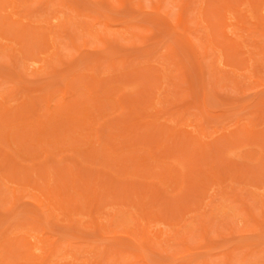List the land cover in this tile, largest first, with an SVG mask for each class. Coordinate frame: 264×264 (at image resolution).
<instances>
[{
    "label": "rangeland",
    "instance_id": "1",
    "mask_svg": "<svg viewBox=\"0 0 264 264\" xmlns=\"http://www.w3.org/2000/svg\"><path fill=\"white\" fill-rule=\"evenodd\" d=\"M110 1L112 2L111 4H113V6H111V7H109L108 5H104V3L100 0L99 1L98 0H96V1L95 0H16V2L18 3L16 10L18 11L19 14L11 15L9 13L10 19H12V20H10V19L8 20V18H4L5 14L8 15V13H6V12H8V11L10 12V9L8 6H7L8 8L4 6V9L6 11L0 10V15L2 13V15L0 16L1 17L0 18V93L2 94L5 92V94L8 93L5 96L10 95L9 96L10 98L7 96V98H9V99H7L4 96V99L7 100L5 103L10 106V107L8 106V108H10V109L7 110V113L9 114L10 117L11 116L13 117L14 114H15V116H18L19 113H17V111H18L17 109L18 108L23 109V108H21V105H23L22 104L23 101L26 102V103L23 102L25 104H27L29 101V104L32 106L34 105L35 108H37L36 107L37 105H35V104H38L39 108H40V105H43V106H41L42 108L39 109V113L43 112L44 115H41V116H43V118H46L47 116L51 117V121L47 120L50 123V126H47V128L49 127L48 129H52V127L54 125L56 126V122H55L56 119L55 118H57L58 121H59V119L63 120L64 126L67 127V129L65 128L66 134L64 133V135L66 137L63 138V139H65V142H66V141H68V139L69 140L73 139V138H70V136L72 137V134H70L71 132L74 131L73 135L77 134V132H75L76 126H75V124H73L76 122H73V121L69 122V120L64 119L65 116L67 117L71 113L70 112L68 114V112L71 109L78 112L79 110H76V109L77 108L79 109L81 104L88 105L89 110H91L92 108H93V110L96 109L94 106L95 103L92 102L93 99H91V97L89 96L90 90H87V89H89V88L90 89H93V88H97V89L102 88L103 89L102 85L99 88L97 87V85H96L97 82L93 85L94 87L90 86L92 83H87V84L85 83L86 85H88L87 86L88 88L87 87L85 88V84L83 82H91L89 74L93 73L94 76L95 75L98 76V77L95 76L96 79L98 78L97 81H99V78H103L105 80V85H106L107 80H109L110 82L108 81L107 85L106 86L104 85L105 88L113 89L112 86L115 87L113 90H106V92L103 93L104 96L101 94L103 97L102 100L105 99L104 98L105 96L106 97H108V96L112 97L113 96L112 101L114 103L113 104L111 103L113 106L118 102V101H114V98L115 97L117 98L118 96H116V95H119L120 93L123 94L126 92L127 94L125 93V95H129V96L131 95L130 97L132 99L138 100V99L142 98L140 96H143L145 94V93H143V95H142V90L144 92V90L147 91V89H149V88L157 89L156 86L160 85L161 87L160 88L158 87L160 90L159 89L158 90L153 89L152 91L154 93L152 95L155 96L154 99L156 97L160 98V96H161V98L163 99V100H161L162 103L160 102V104H156L155 106L160 107V105H162L166 109L161 108L160 109L161 111L159 110L158 114L157 113L155 114L156 117H154V115L151 116V117L155 118L154 119L155 121H153L155 123V125L156 126L157 125H159V126L164 125V127L166 126L167 127L166 133H168L169 132L168 126L170 128L176 127V126H173L175 124L174 119L177 120V117L180 118L181 116L187 117L186 124H183L182 126L185 129H187V131L190 130L192 134L193 133L197 134L198 132L196 129L202 124V126H204L205 130L207 131V135L202 136L201 139L204 141L209 140L210 144L212 142L214 144L212 143L209 146V142L207 141L208 146H205V149H206L205 152L207 153V150L209 149L208 150L209 155H207V158H204L205 159L204 164L202 162H200L197 165L200 168L199 169L200 171L195 170V172L197 173L196 174L194 172L196 174V177H195V174L193 176L192 175L190 176V174L187 175V171H186V175H187L186 181H187V179L190 181H187V182L185 181L186 182L185 184H187V185H185L183 187L181 192H179V189H178L179 186L177 187V189H172L173 188L172 186H168L169 181H168V183L164 182V184H160L159 188L162 190H160V189L155 190V188L151 189L153 191L154 190L157 191L156 193L154 192V194H156V196H157V197H155V199L156 198H159V199H157L155 201V203H156L155 205H153L152 201L150 200L151 201L150 203H152L151 209L155 212L154 217L156 216V218L149 220V223H147V224L149 225V228H152L155 232H156V230L161 228L162 230H166V231L168 230L172 236L168 237L170 239H168L166 241L162 240L160 243H157L158 247H156L157 244L155 243L156 244L155 248H154L155 250H152V251L156 252L155 254H154V252L151 251V249H147L148 250L147 252H146V250L143 251L146 254V256H145L146 260L148 259L147 262L149 261L148 263H151V264H203V262H206V264H264V2H262L264 0H259V2H258V0H191V1H188V6L186 7V9H184V15L187 16L186 18H188V25L192 30L191 36L194 38L196 36V38H198L199 35H200L199 37H201V35H202V38L205 40V38H206L205 36H207L205 33H207L210 29V32L213 33V35L215 34L214 36H215V40H217V44L218 43L221 44V45H217L216 50H213V54L211 53L210 56L208 55L207 58L206 57L201 58L202 60L203 59L205 60V58H206L207 63H209L211 66L216 67L215 69H213V67H212L213 71H215L216 69H219V67H220L221 72H222L221 74L224 76V80L221 79V77H220V81L222 80L220 82V85H218L216 83L215 84L216 87H215V85L213 87L211 86V88L215 87L214 89H217V90L220 89L218 91L212 90L214 92H210V90L208 88H210L209 84L214 80V78L211 79L212 75H216L217 72L212 73L213 72L212 71V72H209V74H208L207 69H204V68H206V62L200 61L201 60L200 59L199 63H197L198 62L197 57L192 55L189 51H187L183 45L181 46V44H182V43L180 44L181 41L178 40L176 37L177 33L173 32V30H170L168 28L166 21H165V16L163 15L164 13L161 15L162 12L167 11L169 13L168 16H170L171 18H173L175 20L177 15H178L177 14L178 10L180 8L179 4H181V2H183L184 0H162L161 1L162 7L160 10V14L156 13V15H155V12H154L152 6H153V4H156L158 0L157 1L156 0H141V1L139 0L142 3V5L144 6V7L142 6V8H141L143 11L139 10V8H137L138 7L137 6L138 0H132V3H133V1L135 2L133 4H130L131 2L129 0H127V4H122V2H119V0H110ZM226 1H228V4H229L227 9L223 8V5ZM251 1H253V2L251 3ZM128 2H130L129 3L130 5H128ZM121 4H122V6H121ZM151 4H152V6H151ZM127 5H128V8H126ZM199 11H201V12H199ZM218 12L219 13L222 12L225 14V16L223 17V21H224L223 28L220 27L219 25L217 26L219 19H220V16L222 15V14L220 15ZM198 14L200 15V17H199L200 22L196 23L195 19H197ZM104 15H107V21L110 22L109 26L103 24L102 19H106L105 18L106 16H104ZM16 18H18V19L15 20ZM47 19L49 20L48 22L50 23V24L48 23L49 26L46 23ZM2 20H4V21H2ZM1 23H4V24H1ZM208 23L210 24V28L206 27V24H208ZM125 24H128V25L126 26ZM87 26H89L90 28L92 27V32H95L96 34H99L102 36L107 35L106 36V38L108 37L107 39H109V38L111 39V37L113 38V40L116 37L118 38L119 33L117 35V31H124L123 34H124V36H126V38L122 39L124 36L122 38L121 37H119L118 39L116 38V40H114V42L116 44L113 43V41L109 42L110 41L109 40V41H107V42H109V44L106 45V43H105V46H103L102 44H104V43H102L100 41V39L97 38V36H92V34L88 35V33H86V32H88L87 28H89ZM219 27L224 29L226 36H224L222 34L221 35L219 34V36H218V32L220 31ZM14 29H16V31ZM31 29H33V31ZM167 29H169V30H167ZM27 30H28V32H26ZM29 31H31V32H29ZM24 32L27 33V35H25ZM34 33H35V36H33L34 37L33 38L32 34H34ZM143 33H144L145 37H144V35H141ZM216 33H217V35H216ZM28 34L31 35V37ZM122 35L120 34V36H122ZM141 36H143V37H141ZM44 37H46V38L48 37V40H47L48 42L50 41L49 37L51 39H54V41H53L54 42L53 47L55 46L54 49H51V47H50V45L52 43H48L50 48L47 47V45H45V44L43 45L42 41H43ZM202 38L200 40H202ZM71 39L73 41H75L74 42L75 45H77V46L79 45L77 48H76V46H73V44L71 45V41H72ZM222 39H224V41ZM228 39H239L241 42L239 44V47L236 50V52H238L236 54V57H234V55H233V58H234L233 59V58H231L232 55L231 56L229 55L232 60L228 57L226 58V56H225V55H227L229 50L222 47V46H224L222 44H224L225 41ZM84 40L87 41L88 43L86 44V42ZM196 40L198 42V39H196ZM200 40H199V42H200ZM84 43H85V45H83ZM205 43H207V41ZM4 45L5 46L7 45V47H5ZM10 45L12 47L14 46L15 48L13 47L14 49L8 50L9 48H11ZM86 45L88 46V48L86 47ZM95 46H97L98 48ZM93 47H94V49H92ZM102 47H105V49H101ZM78 50H79V52H78ZM8 51H10L11 53L13 52V53L12 54L10 52L8 53ZM52 51L54 53L55 52L56 53H55V55H52L51 57H49V53L52 54ZM81 51H83V53ZM88 51H90V53ZM225 51H226V54H225ZM15 53H16V55L14 57L13 54H15ZM13 57H14V59H13ZM59 58L62 59L63 61L60 60ZM236 58H239V59H236ZM243 58H245V59H243ZM46 59H48V60H46ZM125 59H126V61H125ZM240 59L242 60V63H240L241 62ZM237 60L239 61L238 64H237ZM23 61H24V63H23ZM110 61H113V64L115 66L117 65V63H119V64L116 67H114L112 63H109ZM121 61H122V63H123V61L125 63L121 64L120 63ZM21 62H22V64H21ZM49 62H51L52 64ZM101 62H103V63L101 64ZM200 62H205L204 66H202L204 68L201 67V65L203 63L201 64ZM97 63L98 64L100 63L101 65L99 64L100 65L99 66ZM141 63H142V66L144 64V66L151 67V68H149V70L150 69L151 70L150 71L146 70L147 67H144V68L141 67L142 68V70H140L141 72L138 71L139 69L136 70L135 69L136 67L140 68ZM94 64L95 65L97 64L96 66L98 68H96V66ZM125 64L127 66H125ZM199 64H201L200 67L202 69H200V67H198ZM22 65H23V67H22ZM180 65H181V67H180ZM207 66H209V65L207 64ZM197 67H198V69H197ZM25 68H26V70H25ZM131 69H135L136 70L135 73H132V71H134V70H131ZM203 69L206 71V74H205V71H203ZM232 69L234 71H236V74H233L231 72ZM88 70H89V72H88ZM125 70L126 71L129 70V72L131 70V72L130 73L125 72ZM183 70L185 71L184 72L185 76L187 75L186 79L189 80L188 82L182 81V79H181L182 76L180 75V73ZM200 71H203L204 73H202ZM18 72H21V73L19 74ZM17 73L19 75H22V77L19 78L18 77L19 75ZM80 73H85V74L88 73V75L86 77H83L84 78V80H83L82 77L78 76ZM76 74H77V76H76ZM135 74H137V75H135ZM159 74H160V76H161V74H163V75L166 74L167 76L162 77L163 76L162 75L161 79L159 80V78H158ZM199 74L201 75V78L199 77L200 76ZM207 74L209 77H207ZM114 75L116 76V78ZM145 76H147V77H145ZM154 76H156V77H154ZM203 76H204V78L206 77V78H210V79L208 80L205 78V80H203ZM76 77H78V79H75L76 80L75 81L74 78H76ZM111 77H112V80H110ZM80 78H82V79H80ZM88 78L90 81L87 80ZM151 78H153V79H151ZM199 78H200V81H199ZM69 79H71L70 80L71 85H69L71 90L69 92H66V90L62 89V88H65V82ZM201 79L203 80L202 82H201ZM81 80H83V82ZM137 80H138V82H137ZM177 80H179V81H177ZM215 80H216V78H215ZM16 81H19V82H16ZM204 81H206V84H205L206 87L204 86L207 89L206 94H208L209 92L210 93L208 94L209 96L205 95V97H207L208 99H206V101L204 100V103H203V101H202L203 99H202L201 94L203 95V91H204V89H202L203 88L202 84L205 83ZM259 81L261 83H259ZM98 83H100V82H98ZM103 83H104V81L102 82V84ZM140 83H141V85H139ZM142 83L144 84V87H143ZM207 83H208V86H207ZM223 83H224V87L221 86V85H223ZM241 84L243 85V87ZM18 85L21 87L19 88ZM148 85L151 87H149ZM210 85H213V83H211ZM71 86L72 87L75 86L74 89H72ZM147 86H148V88H147ZM199 86H200V88H199ZM220 86H221V88H220ZM238 86H240L241 88L240 87H239L240 89L236 88ZM118 87H120L119 88L120 90L118 89ZM54 88H57V89L54 91ZM143 88H145V89H143ZM151 89H149V90H151ZM14 90H15V92H13ZM52 90L54 91V93ZM64 91H65V93H64ZM155 91H156V93H155ZM159 91H161V92H159ZM11 92L15 93V94L11 95ZM46 92H47V95L51 94L50 99H49V103H50L49 107H47L48 102L43 98L46 95ZM101 92L102 91H100L99 93H101ZM86 93H87L88 98L86 97ZM128 93H130V94H128ZM164 93H165V95L167 93V96L169 95L165 99H164ZM185 93H188V95L185 96L184 95ZM214 93L217 95L219 94V96L222 95V97L218 96L219 97L218 98L215 96L216 97L215 98ZM1 94H0V96H1ZM52 95H53V97H52ZM64 96H66V97H64ZM132 96H134L135 98H133ZM170 96H171V99L169 98ZM184 96L187 98V100L184 101V103H183L182 100L185 99ZM51 97H52V99H51ZM120 97H122V96H120ZM145 98L146 97L143 96V98L140 100L143 101ZM122 99L123 98H121V100ZM166 99L169 100V101H166V103H168L167 105H165L166 103L163 102ZM174 99H175V101H173ZM217 99H219L218 100L219 102L217 101ZM0 101H2V100H0ZM31 101H33V102L31 103ZM34 102H36V103L34 104ZM73 102H75L76 104ZM205 102H207V103H205ZM58 103H61V105H63V106L62 107L58 106L59 105ZM79 103H80V105H79ZM107 103L104 102V104L106 105L105 108L107 107L106 108L107 110L105 109L107 111V113L104 110L105 112L103 111V114H105V115L104 116L102 115L103 116L102 118H100L101 115H98V113H96L97 110H94L96 112L93 113L94 116H99V118L96 117V121L99 124H103V128L106 127L103 130V135H100L101 136L100 138L102 140L100 138L98 139V142H100V143L97 142V139L95 136L93 137V135H95V134L90 135V137L87 139H86V137H83V136H86L87 134L86 135H80V136H82L83 139H85V141L84 140L83 141H84V143H86V145H82L83 143L80 142V141H82V139H80V141L74 140L75 142H71L72 140L69 141L71 143V145L72 144L78 145V147H80V149H78L80 152L84 151L80 154L78 153V151L76 152L77 156L80 159L79 162L82 164H80L79 162L74 163L75 159L78 158L77 156H74V157H76L75 159L73 157H70V156H72V154H71L72 151H70V150L74 147H72V148L69 147V148H71L69 151L68 150L63 151L65 149H69V148L67 147V145H64V146H66V148H62L63 146L60 143H58V144L56 143V144L58 147H60L62 149L63 152L59 151V154L56 153L57 157H56V155L50 154V155L54 156L53 159L55 161H53L51 158H50L51 160L50 159L48 160V158L50 156L47 158L48 162H50V161L53 162L52 164H50L51 166H53V164H54L55 167L58 166L57 168H59L60 170L62 169L61 172L64 170L62 172L63 174L66 171L67 165H68V167L69 166L71 167V165L75 167L77 165L78 168L77 167L74 168V170L78 169V172L80 174V176H79L80 178L77 180V183L80 180H81L80 182H82L83 179H84V184L87 183V185H88V182L89 183L93 182L92 179L94 177L95 171H91V169H93V167H95V169H97L98 167L100 168V165H102L103 162L106 161V158H108V157L105 158V156L107 155V153H109V150H106L107 152H105V149H104L105 145H107V144H105L107 136H109L107 134V132L109 133L110 130L115 131L114 133H116V136L122 135L124 132L125 135L128 136V134L125 131H122V133L120 132L121 130L118 131V129H119L118 127L116 129L115 127H112V125L111 126L109 125L110 128H108V126H106L107 125L106 123H108V121H106V123H105L104 120L112 119L111 121L114 122L113 117H115L118 114L120 115L119 117H117L118 120H119V118H121V120H123V117L127 114L128 111H129L128 113L130 114V110L127 111V109H126V108L129 109V107H127L126 106L127 104H126L125 105L126 108H124V106L118 107V108H116L117 110L114 109L112 112V110L110 111L111 108L107 105ZM134 103H135V101H134ZM136 103L142 104V102H136ZM136 103H135V105H137ZM67 104L69 106L71 105V107L72 106L73 107L71 108V107L67 106ZM204 104H205V106H204ZM30 105L28 106V107H30L29 110L34 107V106L31 107ZM64 105H66V107ZM75 105H78V107ZM117 106H119V105L117 104ZM131 106H133V105H131ZM137 106H139V105H137ZM115 107H116V105H115ZM133 107L136 108L135 106H133ZM56 108H57V110H56ZM123 108L125 109V112H123ZM41 109H43V110H41ZM45 109H46V112L44 111ZM149 110H151V109L148 108L147 113H149V114L155 113V111L152 113V111H149ZM36 112H38V110ZM181 112L183 113V115L181 114ZM124 113H126V114H124ZM8 114H7V116H8ZM73 114L74 113H72V115ZM75 114H77V113H75ZM123 114H124V116H123ZM177 114L181 115V116L179 117ZM202 114H203V116L204 115L206 116V117H204L205 119L202 118L203 117ZM15 116H14V118H15ZM35 116H37V114L33 115L32 117L35 118ZM32 117H28V118L32 119ZM49 117H48V119H49ZM14 118L11 120L12 122L10 121V123L13 124L14 126L10 125V123H7L8 121L5 119L0 120V125H1L0 131H3V132H1L2 134L0 133L1 135H4V132L7 129L15 130L13 128H16L18 126L17 127L18 130L14 131V133H13V136L16 135L14 142L11 140L10 141L12 142V144H11V142L10 143L7 142V144H9L10 146L13 145L11 147H14V148H11L9 145H8V147L5 145L6 148L5 147L3 148L2 143L5 144L6 140L2 136H0V140L3 141L2 143L0 141V143H1L0 147L3 148L2 152L4 151V152L8 153V154H6V156L4 155V157H2V158L0 157L1 159L7 160V161L4 160V162L2 164L0 163V165L3 166L2 169L0 168L1 169L0 174L6 173V170H7V172L11 171L12 165L15 167L17 166V164L16 165L13 164V162H14V161H12L13 159L12 160L10 159L12 161V162H10V160L7 158V157L10 158V155H13L12 151L16 150L13 153H18V152L20 153V148L17 151L18 146H21V150H22V147L25 149L27 143L30 144V140H25V138L28 137V136H26L27 130L32 129V127L30 126L31 124H29V126L31 128L29 126H25V124L28 125V122H27L28 120H26V118H24L21 122V125H20V123H19V125H17L18 124V123H16L17 119H14ZM93 120H94V122H93ZM93 120H92L93 124L91 122L92 125H94V123H96L95 117ZM29 121H32V120H29ZM119 122H121V121H119ZM124 122L126 123V121H124ZM49 123H47V125ZM188 123H190V124H188ZM7 124H9V125H7ZM99 124L96 123L95 128ZM111 124H112V122H111ZM119 124L121 125V123H119ZM22 125H24L26 127V128L24 127V130H23V128L21 130L19 129V126H22ZM59 125H61V123H59ZM120 125H119V127L122 128V126H120ZM155 125H153V123H152V126L154 128L153 129L151 127V130L153 129L152 131L146 130L145 129L146 125H145V127L143 126L142 128L141 127L139 128L137 126V128H135V131H134V128L131 127L130 129H131V131H133L131 133H133V134L130 135V133H129L130 137L133 135H136V139H134L135 136H134V138L131 137L132 139L130 138L131 140H133V142L131 141L132 145L130 143V146H129V140H127V138H125V139L127 140L128 145H124V142H121V141L125 140L124 139L125 135L123 134L124 136H121V138L123 140L120 139L121 140L120 142L123 143V145L119 144V146H118L114 142V144L116 146H112V148H114L116 150V152L118 151V153H120V152L124 153L121 155H124L125 157L128 155H131V153H133L135 156L142 154V155H146V157H149V156H147L148 154L146 152L145 147H147L151 144H149V145L145 144V142L147 141V140H145L146 139L145 137L148 136V139L152 138V136H153L152 139H154L156 137L155 135H156L157 130H155V128H157L159 126L156 127ZM100 126H102V125H100ZM100 126H98V127H100ZM28 127H29V129H28ZM61 127H63V125H61ZM86 127H87V125H86ZM244 127L250 128L253 131V135H251V136H253V139H250V136H248V134H247L248 130L246 131V129ZM57 128L58 127L56 126V129ZM68 129L71 130V132L69 134H67L69 132ZM125 130L128 131L127 129H125ZM143 130H144V132H142ZM254 130L256 132V135L254 134ZM18 131H20V132H18ZM60 131H62V130H60ZM77 131H78V129H77ZM93 131H94V129H93ZM116 131L120 132V133H117ZM154 131H155V135L154 134L152 135L151 133H154ZM158 131H160V130H158ZM82 132L87 133L88 131H87V129H83ZM129 132H130V130H129ZM164 132H165V130H164ZM17 133H19V135ZM21 133H22V135H21ZM114 133L112 132V134H114ZM141 133L145 134L146 136L144 135V137L142 136L143 138L140 139L139 137H141V135H142ZM148 133H150V134H148ZM29 135H30V133H29ZM138 135H139V137H138ZM257 135H258V137H257ZM62 136H63V134H62ZM116 136H112V137H116ZM118 136H117V139L119 141L120 137H118ZM48 137L49 136L47 135V138ZM91 137H92V139H91ZM112 137H111V139H114ZM137 137H138V139H137ZM254 137H257L256 141L254 140L255 139ZM259 137H260V139H259ZM44 138L46 139V136ZM169 138H171V137H169ZM23 139L26 142H23L24 141ZM117 139H115V140H117ZM248 140H250V141H248ZM86 141H88V144ZM33 142H35V141H33ZM14 143L17 145H15ZM92 143L95 144L94 146H96V148L93 146V149H97L99 151L97 156L94 154H93L94 156H92V155H90L91 153L89 154L87 151L88 148L90 147L89 144H92ZM127 143L125 141V144H127ZM168 143H169V145H168ZM173 143H175V142H172V140H169L166 143V146H171L170 151L173 152L172 158H171V156L165 157L159 161L158 160L153 161V159L150 157L147 158L148 160H146V162H149L153 165H148V163H147L146 168H142L143 171L141 173H139V174H141L139 179L144 181V179L147 178V179H145V181H147V180L148 181L149 180L158 181L160 179V176H158L159 175L158 172L161 171L158 167L160 164L168 165L175 172L181 171V169H182L181 161L186 160V159H184V157H185L184 153L179 154L180 151H178V148H175L176 143L175 144H173ZM65 144H67V143H65ZM37 145L39 146V143ZM163 145H165V144H162L161 147H163ZM173 145H174V148H172ZM177 145H179V144H177ZM46 146H48V145H46ZM57 146H54V147L57 148ZM220 147L221 148L224 147V148H222V150H220ZM39 148H41V147L39 146ZM52 148H53V146H52ZM56 148H54V149H56ZM38 149L36 148V150H38ZM54 149H53V151H55ZM163 149H164V147L162 148V150ZM51 150H49V151H51ZM128 150H131L132 152L128 151ZM220 151H223V152H220ZM22 152H25V151L22 150ZM32 152H33V150H32ZM217 152H218V154H217ZM0 153H1V151H0ZM67 153L69 156H66ZM39 154H40L41 160H39L40 158L33 160V157L31 159V156H32L31 154H30L31 156L29 158L27 156L28 153L24 154V156H26V158H25L23 156V154L21 155V153H20L19 155H21V156L15 157V159L18 160V161H16V163H20V164L25 163V166L28 165L27 163H29V164L31 163L33 165V163L36 162L35 164H37V162H38L40 164V162L42 160L44 161V154H42L41 152H39ZM76 154H74V155H76ZM103 154H106V155H103ZM217 155L221 156V159H217V158H219ZM13 156H15V155H13ZM62 156H64V159L62 158L63 161L60 158ZM20 157L21 158L24 157L25 159L23 158V161L21 160V162H20L19 159H17ZM205 157H206V155H205ZM57 158H59V159H57ZM83 158H85L86 161L84 160V162H82ZM213 158H214V160H212ZM69 159H71V160L73 159L74 162L71 163V161ZM206 159H208V160H206ZM222 159L226 161L225 162L226 164L230 160L229 161L230 163H228L229 165L228 164L226 165L225 163L221 162V161H223ZM57 160H61L62 163L59 161L60 164H57L58 163ZM211 160L214 163L208 162ZM217 160H219L220 162ZM114 161L112 164H116V163H114ZM128 161L131 162V160L127 159L126 162H128ZM48 162L46 164H48ZM130 162H128V163L130 164ZM5 163H8L7 164L8 166ZM186 163H187V161H186ZM9 164H11L10 167H9ZM42 164L40 165V169L37 168L38 165L37 166L35 165L36 167L34 168V171H35V169H36V171H35L36 173L37 172L40 173L42 171L43 175H46V174L48 175L49 171H51L52 173L54 172V177L52 174H51L52 176L49 175L52 177V181L50 179H48V180L53 182V178H54L56 180V182L57 181L59 182L60 181L59 180V174H58V172L60 173L59 169L57 172V168H55L54 166L52 168L50 166H48L49 169L45 168L48 170V172L46 173V170H44V167ZM112 164L110 165V168H112L111 170H113L114 173H118L120 175L122 172H118V171H120L119 168H116V166H118V165L115 166ZM213 164H215L216 167H219L221 171H218L217 175H213V173H212L213 170L211 168H210V170L208 169L209 174H210V177H209L210 179H208V182L204 188L203 186H200L202 184L199 185V182L202 183L203 179H201V178L205 177L206 175L204 176L201 174H203V171L205 173L208 166L212 167ZM30 165H28V166H30ZM82 165L84 168H82ZM230 165H232L233 168H232V166L230 167ZM4 166H6L7 169H5ZM86 166L89 168H85ZM128 166L130 168L133 165H128ZM234 166H235V168H234ZM22 167L24 169L23 164H22ZM46 167H47V165H46ZM27 168H29V167H27ZM223 168H224V170H223ZM8 169H10V170H8ZM55 169H56V171H55ZM234 169L236 170V174L233 173L235 171ZM4 170H5V172H4ZM26 170H28V169H24V172H22L21 176H19L18 174H20L19 173L20 169H16V174L11 175L14 177V179L16 181H13V180L7 181L8 177L5 175H4L5 177L1 176V175H0V177L7 178V179H4V180H6V184H7V185L4 184L5 186H7V187L10 186V188H11V186H13V187L18 186L19 187V188L17 187L18 193H20L22 191L23 187H27L26 188L27 190H33L31 187L32 186L31 184H34V183H31V182L34 181L35 177L38 178L39 176H42V175L40 174V175L36 176V173L34 171L32 172L34 174H29L28 171H27V173H28L27 174ZM31 170L32 169L30 168L29 171H31ZM102 170H104V169H100V171H102ZM216 170H219V169L217 168ZM237 170H239L243 174H241V173L239 174V172ZM222 171H225V172H222ZM113 172H112V174H113ZM12 173H13V170L10 174H12ZM110 173H111V171H110ZM152 173H154V175H152ZM199 173H201V174H199ZM226 173H230V174L233 173L234 175H232V177L234 176L235 180L231 177L229 178L230 174L225 175ZM246 173H247V175L245 176ZM15 175L17 177L19 176L18 180H20V177H22V180H23L25 178V176L28 179L30 178L28 180L30 185L26 184V186H25V185L21 184L22 181L21 182L19 181L20 182L19 183L17 181V179L15 178L16 177ZM22 175L24 176V178ZM27 175H29V177ZM104 175L102 173H100V175L98 174V179L100 180V179L104 178L102 180V182H103L106 178L105 181H108L106 183L107 188L109 186H111V188L113 189V187H114V190H115V187H117L119 185H123V186L126 185L125 188H127V190L122 186L126 191H129V188L132 185L134 188V184H132V183H133V180L135 178L132 180L130 178L129 174H128V176H129L128 178L132 180V181L128 180V183L130 186L128 185L127 181H124V179L125 180L127 179L126 178L127 175H124L122 177L123 179H121V180H123V181H121V183H118L119 181L117 182V180H114L113 178L109 177V175L106 174L109 177V179H111V181H110L108 179V177L107 176L104 177ZM121 175H123V174H121ZM197 175H201V178H200V176H197ZM218 175H221L222 178L218 177ZM66 176H65L64 180L66 179ZM69 176L70 175L68 174V176H67L68 181H69ZM86 176H88V177H86ZM90 176H92V177H90ZM116 176L117 175H114L112 177H116ZM135 176L136 175H134V177ZM226 176H228V177H226ZM13 177H11L10 179H12ZM43 177L44 176H42L41 178L39 177V178L41 180H43V183H44L45 180L42 179ZM55 177H57V178H55ZM237 177H241L242 181H241V178L239 179ZM37 178H35V179L37 180ZM39 178H38V181H39V183H41V180ZM86 178H87V180L88 179H90V180L87 181ZM116 179H118V177ZM236 179H237V181H236ZM36 180H35V182H38ZM85 180H86V182H85ZM136 180H137V177H136ZM191 180H192L193 184H195V181H193V180H196V182H198V183H196L194 186L191 183ZM141 182H140V185H141ZM43 183H41L40 186ZM103 183H105V182H103ZM108 183H110V184L108 185ZM134 183H137L138 187L140 186L138 182H134ZM52 184H55V181ZM78 184H81V183H78ZM98 184H100V183H98ZM98 184H96V185H98ZM117 184H119V185H117ZM137 184H136V186H137ZM0 185H2V186H0V202H3V204L0 203V235L2 233L4 234V235L2 234V236H0L3 238V239L2 238L0 239L1 240L0 246H1L3 241H4L3 242V245H4V243H5L4 239H8V237H9V240L11 238L17 239L18 236L16 234L20 233V232L18 233V231L22 232L25 229V227H27V226L29 227V224L31 226L32 222H35V223L37 222V224L42 223L45 226L44 229H40L39 227H37V229H36V227L35 228H29L28 233L30 232L31 234L41 235V233L44 230L45 231L49 230L48 232H50V229H51L50 234L52 235V239H55V244H56L55 246L57 247L58 244L60 245L58 248V251L56 252L57 256L53 255L51 257V263L49 262V264H52V263L55 264V262H56V264H111V261H112V264H119V263L123 264V262H124V264H126V263L129 264L128 262H129V260H132V258H133V261H131V263L134 262L132 264H140V262L137 263V260L135 261L136 257H134L133 253L128 254V255H130V257L128 259L123 258V257H118V256H120V254L118 256H116L114 254L116 250H123V251H126V253H127V250H128V253H129V251H130V253L133 251H136L135 248H133L132 246H130L131 247L130 248V247H128V244H126L127 241H128V243H131V242H129L130 240L127 238V236L125 234L122 233L123 235H121V233L119 232L120 233L119 236H121L119 239L116 238L117 240H115V237H119L118 233H117V236L112 237L113 239L112 238L109 239L111 237L110 236L111 232H109L110 229H115L116 231L117 230L121 231L123 229V226H122L123 224H120L121 220H123L124 223L127 222L130 229H136V228H134V226H136L135 222L136 221H142V219L139 220V218H138V220H135L136 218H131L129 216H128L129 218L127 219L126 215H128V214L130 215L131 213H129L128 211H125L126 209L127 210L129 209V211H131L132 213L134 212L133 214L136 213L135 211H138L135 209L136 207L131 204L132 198L134 200V198H135L134 196L136 194V197H137L138 192L134 193L132 195V193L134 192L132 190L133 192L132 191L129 192L131 195H127L126 194L127 192L126 193L123 192L124 194H122V193H120L123 190V189L122 190L120 189L121 186L119 188L121 191L120 190L118 191V187H117V190H115V192L116 191L117 192L115 193V196H114V198H116V200L114 198L113 199L111 198L114 195V193L112 194V192L114 190L112 192L110 191L111 188H110V190L108 189L109 190L108 192H111V193L107 194L106 191L102 192V194L103 193H104V195L106 194L105 198H102V197H101L102 199L100 198V200H101L100 202L101 203L103 202L102 204H104V205L101 206L100 210L98 211V213L96 212V214L100 215L99 217H101V215H102V217H101L102 221L100 218L98 220H100L102 223L104 222V224L106 225V230H109L108 232H105V235L110 234L109 235L110 237L108 236L109 238L107 239L106 238L107 236L105 238H103L104 236L101 237L103 232L100 233V235H99V230L91 225V220H89V218L91 219V217H89V211L87 210V208L85 210H87L88 212L80 211L81 214L79 212H77V213L71 214L69 216L67 214H64V212L61 211L62 209H58L56 212L59 214H56V216H54V217H50L48 215L47 216L48 218L49 217L52 218V219L49 218L48 221L46 218H44V219L40 218L41 221L43 220L41 223L39 221H36V220L30 218V214H33L34 216L35 215L37 216V214H38L37 217H43L40 215H45V214H42L43 212L41 213L37 207H35V206L33 207L32 203L30 202L31 197L24 195V194H26V192H25L26 189L25 190L23 189L25 193L22 192L24 197H22V199L18 198L16 200L14 208H12L10 210L8 209V211H6L8 208L7 205L10 206L9 200H12L11 192L10 191L8 192V190L3 185V182ZM60 185H61V183H60ZM82 185H83V182H82ZM106 185H105V187H106ZM127 185L129 186V188ZM196 185H198V186L196 187ZM136 186H135V188L138 189ZM88 187H89V185H88ZM98 188L100 189V186ZM98 188H96V189H98ZM90 189L91 188H84V186H83V188H81L80 190L87 192V191H90ZM101 189H100V194H101ZM34 191L39 193V189H37V190L34 189ZM70 191H71V189H70ZM137 191H139V190H137ZM149 191L150 190H148V192ZM86 192H84V193H86ZM88 193H90V192H88ZM117 193L119 195H117ZM100 194L98 195L99 197H100ZM110 194H112V196ZM149 194H150V192H149ZM151 194H152V192H151ZM123 196H127V198H125ZM129 196L132 198H130ZM152 196L153 197H147V198H154V195H152ZM106 198L109 201H105ZM109 198L112 199L111 201L115 200L117 202L110 203ZM26 199L27 200L29 199V201H27ZM79 199H80V197H79ZM119 199H121V200H119ZM127 199L128 200L131 199V200L128 201ZM118 200H119V202H118ZM122 200L124 202L126 200L125 203H130L131 206L129 207V205L121 204V203H124V202H122ZM6 201H8V202H6ZM77 201H78V199H77ZM5 202H6V204H5ZM81 202H82V204H81ZM81 202L80 203L78 202V203L80 204V206L82 205L83 208L82 207L81 208L83 210L85 208L83 206L84 202L83 201H81ZM107 202H109L111 205L105 204ZM159 202L162 206L159 205ZM240 204H242L241 205L242 207L240 206ZM2 205H4V206H2ZM157 205H158V207H157ZM3 207H4V209H3ZM123 207H124V210L122 212ZM166 207H167V209H166ZM243 207L247 208V210L245 208L244 209L250 213L249 215L247 214L248 212H246L244 209H242ZM157 208H159V210H157ZM170 208H172V209H170ZM118 209H121V210L118 211ZM33 210H34V212H33ZM115 210H116V212L118 211L117 212L118 214L121 213L122 216L118 215L119 219L121 217L120 221H117L118 218H116L117 217L116 216L113 219L114 222H112V218L114 215L113 213ZM59 211H61V212H59ZM159 211H162V212H160V214L163 213V215L160 216L158 213ZM47 213H48V211H47ZM123 213H127V214H123ZM175 213H178V214H175ZM182 213H183V215H182ZM171 214H173V215H171ZM174 214L176 215V217ZM179 214H180V216H179ZM165 215H167L168 217ZM67 216H68V220L70 219V221L67 220ZM124 217H126V218H124ZM170 217H172V220ZM247 217H248V219H247ZM107 218H109V219H107ZM166 218H170L169 219L170 222ZM173 218H174V221H173ZM253 218L257 220L258 225L256 223H254L255 220ZM253 220H254V222H252ZM258 220H259V223H258ZM77 221H79V223H76ZM109 221H111V222H109ZM80 222L82 225L80 224ZM110 223H111V225H110ZM116 224H117V227H116ZM124 225L126 227L128 226L126 224H124ZM137 225L138 226H136V227L139 228L140 227L139 224H137ZM8 226H9V228L7 229L6 227H8ZM201 228L203 230H201ZM26 229H28V228H26ZM93 229H94V231H93ZM140 229H141V227L138 230H140ZM176 230H178L179 232L177 231L178 232L177 233ZM10 235H11V238H10ZM76 235L77 236L79 235V236L77 237ZM5 236H7V237H5ZM27 236H28L27 238L30 240V242H33L35 240L34 235L29 234ZM201 236H203V237H201ZM181 237H184V240H182L183 238L180 239ZM158 239H160V237L157 238V240ZM68 241H70L71 243H69ZM12 242H13V244L15 243L14 240ZM7 243L5 244L7 246L4 245V246L0 247L1 248L0 249V264L1 263L6 264L5 262H3L6 260L4 258H7L8 256L10 257V255H11L10 252H12V249L10 248L11 251H9V252L6 250L9 247L8 246L9 243L8 244ZM69 244L70 245L72 244V245L70 246ZM125 244L127 246H125ZM161 244H163V245H161ZM186 244L190 248H192V250H190L191 254H188L187 253L188 251L184 250L185 247L183 245L187 246ZM12 245H11V247H12ZM38 245H40V244L38 243ZM77 245H79L81 247H79V246L75 247ZM92 245H93V247L94 246L95 247L93 248ZM68 246H70V247H68ZM16 247H17V249L13 247L14 248L13 253H15V254H17L23 250L22 246L18 245L17 243H16ZM104 247H105V249H107V250H105V252H104ZM121 247H122V249H121ZM69 248H72V249H69ZM99 248H100V250H99ZM77 249H78V251H77ZM156 249H157V251H156ZM3 251H5V252L7 251L8 253L6 252L3 255V253H4ZM59 251H61V252H59ZM62 251H65V252L68 251L67 255L65 257H63L64 252H62ZM192 252H193V254H192ZM33 253L35 255H40L42 253V249L40 247H35L33 249ZM59 253H61V254L59 255ZM70 253L72 254V256L74 255V253L77 254L78 258L76 255H75L76 258L70 256ZM126 253L124 256H126ZM149 254H151V255L149 256ZM2 256L4 258H2ZM191 256H193V257H191ZM21 259L22 258L18 259V264H19V261ZM156 260H158V261H156Z\"/></svg>",
    "mask_w": 264,
    "mask_h": 264
},
{
    "label": "bare ground",
    "instance_id": "2",
    "mask_svg": "<svg viewBox=\"0 0 264 264\" xmlns=\"http://www.w3.org/2000/svg\"><path fill=\"white\" fill-rule=\"evenodd\" d=\"M96 1V0H95ZM99 1V0H98ZM100 1H102L103 3H104V5H108L109 7H111V6H113V4H111L112 2L110 1V0H100ZM130 2H128V5H130V4H133V3H135L134 1H133V3H132V0H129ZM141 1V0H140ZM139 0L137 1V8H139V10H142L141 8H142V3L140 2ZM157 1V0H156ZM162 0H158L157 1V3L156 4H153V6H152V4H151V6L153 7V10H154V12H155V15H156V13L157 14H160V10H161V7H162V5H161V2ZM188 1H191V0H184L183 2H181V4H179V6H180V8H179V10H178V15H177V17H176V19L174 20L173 18H171L170 16H168L169 15V13L167 12V11H165V12H162L161 13V15L163 14L164 16H165V21H166V24H167V26H168V28L170 29V30H173V32H175V33H177V39L178 40H180L179 42H180V44H181V46L183 45L184 47H185V49L187 50V51H189L192 55H194V56H196L197 57V59H198V62L197 63H199V60L201 59V58H203V57H208V55L210 56V54L212 53L213 54V50H216V48H217V45H221V44H217V40H215V34L213 35V33H211L210 32V29H209V31L207 32V33H205L207 36H205L206 38H205V40L207 41V43H205L206 41L202 38V35H201V37H199L198 36V38H196V36H195V38L194 37H192L191 36V32H192V30H191V28L189 27V25H188V18H186L187 16H185L184 15V9H186V7L188 6ZM119 2H122V4H127V0H119ZM253 1H251V3H252ZM258 2H259V0H258ZM262 2H264V1H262ZM17 2H16V0H0V10H5L4 9V6L5 7H9V9H10V12L8 11V12H6V13H8V15H6L5 14V16H4V18H8V20L10 19V15H9V13L11 14V15H13V14H19L18 13V11L16 10V7H17V5H18V3L16 4ZM96 3V2H95ZM130 3V4H129ZM122 4H121V6H122ZM190 4V3H189ZM128 5L126 6V8H128ZM136 5V4H135ZM28 6V5H27ZM133 6V5H132ZM229 6V4H228V1H226L225 3H224V5H223V8H225V9H227V7ZM7 7V8H8ZM144 7V6H143ZM132 8V7H131ZM144 9V8H143ZM152 9V8H151ZM133 10V9H132ZM147 10V9H146ZM6 11V10H5ZM143 11V10H142ZM169 11V10H168ZM147 12V11H146ZM149 12V11H148ZM199 12H201V11H199ZM219 13V12H218ZM4 14V13H3ZM221 16H220V19H219V22H218V24H217V26L219 25L220 27H222L223 28V23H224V21H223V17L225 16V14L224 13H222V12H220L219 13ZM1 15H2V13H1ZM0 15V16H1ZM21 15V14H20ZM154 15V14H153ZM9 16V17H8ZM104 16H106L105 18L106 19H102V21H103V24L104 25H107V26H109L110 25V22H108L107 21V15H104ZM152 17V16H151ZM199 17H200V15L198 14L197 15V19H195V22L196 23H199L200 22V19H199ZM1 18V17H0ZM3 18V19H4ZM18 18H16L15 20H17ZM10 20H12V19H10ZM2 21H4V20H2ZM1 21V22H2ZM49 20L47 19V24L49 23L48 22ZM8 23V22H7ZM125 23V22H124ZM1 24H4V23H1ZM50 24V23H49ZM49 24H48V26H49ZM122 24V23H121ZM115 25V24H114ZM126 26L128 25V24H125ZM87 27H89V26H87ZM206 27H209L210 28V24L208 23V24H206ZM219 27V28H220ZM49 28V27H48ZM222 28H220L219 30V32H218V36H219V34L221 35H224V36H226V34H225V31H224V29H222ZM25 29V28H24ZM88 29V32H86V33H88V35H91L92 34V36H97V38H99L100 39V41L102 42V43H104V44H102L103 46H105V43H106V45L107 44H109V42H111V41H113V43H115L114 42V40H116V38L113 40V38L111 37V39L109 38V39H107L106 38V36L107 35H99V34H96L95 32H92V27L90 28H87ZM169 29H167V30H169ZM15 31H16V29H14ZM32 31H33V29H31ZM37 31V30H36ZM12 32V31H11ZM26 32H28V30L26 31ZM29 32H31V31H29ZM40 32V31H39ZM123 32L124 31H117V35H118V33H119V37H123L124 36V34H123ZM15 33V32H14ZM38 33V32H37ZM94 33V34H93ZM24 34L25 35H27V33H25L24 32ZM120 34L122 35V36H120ZM13 35V34H12ZM29 35V34H28ZM37 35V34H36ZM141 35H144V33L143 34H141ZM216 35H217V33H216ZM15 36V35H14ZM30 37H31V35H29ZM33 36H35V33L34 34H32V37ZM41 36V35H40ZM138 36V35H137ZM118 37V38H119ZM139 37V36H138ZM141 37H143V36H141ZM144 37H145V35H144ZM34 38V37H33ZM37 38V37H36ZM39 38V37H38ZM117 38V39H118ZM124 38H126V36H124L122 39H124ZM175 38V37H174ZM202 38V40H200ZM49 39H50V41L48 42L47 40H48V37L46 38V37H44V39H43V41H42V43H43V45L45 44V45H47V47H49V45H48V43H52L51 45H50V47H51V49H54V47H53V45H54V39H51L50 37H49ZM196 39H198V42H197V40ZM226 39V38H225ZM72 40V39H71ZM110 40V41H109ZM199 40H200V42H199ZM223 41H224V39H222ZM221 40V41H222ZM85 41V40H84ZM89 41V40H88ZM107 41H109V42H107ZM75 41H71V45L73 44V46H76V48L79 46H77V45H75V43H74ZM86 42V44L88 43L87 41H85ZM121 42V41H120ZM223 43V42H222ZM241 42H240V40L239 39H228V40H226L225 41V43L224 44H222V45H224V46H222V47H224V48H226V49H228L229 51H228V53H227V55H225L226 56V58L228 57V58H230V56L232 55V57L231 58H233V55H234V57H236V54L238 53V52H236V50H237V48L239 47V44H240ZM111 44V43H110ZM116 44V43H115ZM8 45V44H7ZM7 45L5 46V47H7ZM83 45H85V43L83 44ZM9 46V45H8ZM11 46V45H10ZM14 47V46H13ZM12 46H11V48H9L8 50H10V49H14ZM49 47V48H50ZM53 47V48H52ZM86 47L88 48V46L86 45ZM95 47H97V46H95ZM98 48V47H97ZM92 49H94V47L92 48ZM101 49H105V47H102ZM12 51V50H11ZM7 52V51H6ZM10 51H8V53H9ZM78 52H79V50H78ZM82 53H83V51H81ZM85 52V51H84ZM89 53H90V51H88ZM87 52V53H88ZM188 52V53H189ZM7 53V54H8ZM11 53V52H10ZM13 53V52H12ZM11 53V54H12ZM56 53V52H55ZM55 53L52 51V54H50L49 53V57H51L52 55H55ZM86 53V52H85ZM6 54V55H7ZM225 54H226V51H225ZM14 55V57H15V55H16V53L15 54H13ZM48 55V54H47ZM230 55V56H229ZM60 56V55H59ZM14 57H13V59H14ZM199 57V58H198ZM21 58V57H20ZM19 58V59H20ZM48 58V57H47ZM206 58H205V60L203 59H201L200 61H205L206 62V68H204V67H202V66H204V64H205V62H200L201 64H199V66L198 67H200V65H201V67L202 68H204V69H207V72H208V74H209V72H212L213 71V69H215L216 67L215 66H211L209 63H207V60H206ZM230 58V59H231ZM11 59V58H10ZM23 59V58H22ZM60 59V58H59ZM225 59V58H224ZM234 59V58H233ZM236 59H239V58H236ZM243 59H245V58H243ZM12 60V59H11ZM46 60H48V59H46ZM60 60H62V59H60ZM232 60V59H231ZM241 60V59H240ZM10 61V60H9ZM16 61V60H15ZM63 61V60H62ZM114 61V60H113ZM113 61H110L109 63H112L113 64ZM125 61H126V59H125ZM197 61V60H196ZM235 61V60H234ZM13 62V61H12ZM17 62V61H16ZM61 62V61H60ZM14 63V62H13ZM23 63H24V61H23ZM49 63H51V62H49ZM48 63V64H49ZM103 62H101V64H102ZM121 64H124L125 62L123 61V63H122V61L120 62ZM143 63V62H142ZM142 63L140 64V68H138V67H134L136 70H138V71H140V70H142V68H144V67H147V66H144V64H143V66H142ZM196 63V64H197ZM236 63V62H235ZM239 63V61L237 60V64ZM240 63H242V60H241V62ZM21 64H22V62H21ZM52 64V63H51ZM50 64V65H51ZM98 64V63H97ZM96 64V65H97ZM100 64V63H99ZM98 64V65H99ZM100 64V65H101ZM108 64V63H107ZM119 63H117V65H118ZM207 64L209 65V66H207ZM95 65V64H94ZM95 65V66H96ZM99 65V66H100ZM116 65V66H117ZM129 65V64H128ZM147 65V64H146ZM94 66V67H95ZM113 66L114 67H116L114 64H113ZM123 66V65H122ZM125 66H127L126 64H125ZM19 67V66H18ZM22 67H23V65H22ZM92 67V66H91ZM133 67V66H132ZM142 67V68H141ZM180 67H181V65H180ZM198 67H197V69H198ZM200 67V69H202ZM212 67H213V69H212ZM96 68H98L97 66H96ZM100 68V67H99ZM149 68H151V67H147V69L146 70H148V71H150L149 70ZM16 69V68H15ZM40 69V68H39ZM135 69H131V70H134V71H132V73H135ZM203 69V71H205ZM23 70V69H22ZM25 70H26V68H25ZM86 70V69H85ZM84 70V71H85ZM116 70V69H115ZM123 70V69H122ZM131 70H130V72H131ZM87 71V70H86ZM92 71V70H91ZM90 71V72H91ZM100 71V70H99ZM144 71V70H143ZM198 71V70H197ZM203 71H200V72H202V73H204ZM220 71V72H219ZM223 71V70H222ZM26 72V71H25ZM80 72V71H79ZM88 72H89V70H88ZM124 72V71H123ZM125 72H129V70L128 71H126L125 70ZM129 72V73H130ZM141 72V71H140ZM185 71L183 70V71H181V73H180V75L182 76V81H189L188 79H186V76H185V73H184ZM214 72H217V74L216 75H212V77H211V79H213L214 78V82L212 81H210L211 83H213V85H210L209 84V86H210V88H208L209 90H210V92H214V91H212V90H217V89H214L215 87H216V83L218 84V85H220V82L222 81H220V77H221V79H223L224 80V76L221 74L222 72H221V69H220V67H219V69H216L215 71H213L212 73H214ZM231 72L233 73V74H236V71H234L233 69L231 70ZM19 74L21 73V72H18ZM17 73V74H18ZM77 73V72H76ZM166 73V72H165ZM199 73V72H198ZM18 74V75H19ZM23 74V73H22ZM26 74V73H25ZM81 74V75H80ZM78 76L79 77H86L87 75H88V73H80ZM83 74V75H82ZM99 74V73H98ZM123 74V73H122ZM121 74V75H122ZM157 74V73H156ZM164 74V73H163ZM163 74H161V76L163 75ZM205 74H206V71H205ZM208 74H207V77H209L208 76ZM221 74V75H220ZM124 75V74H123ZM130 75V74H129ZM134 75V74H133ZM135 75H137V74H135ZM152 75V74H151ZM158 75V74H157ZM156 75V76H157ZM170 75V74H169ZM200 75V74H199ZM198 75V76H199ZM203 75V74H202ZM210 75V76H211ZM72 76V75H71ZM76 76H77V74H76ZM89 76H90V80H91V82H83V80H84V78H83V80H81L84 84L86 83H92L90 86H93L96 82H97V87L99 88L101 85H102V87H103V89L101 90V89H97V88H93V89H87V90H90V97H91V99H93V101L92 102H94L95 103V108L96 109H94V110H97V112L96 111H94L93 110V108L91 109V110H89V106L88 105H83V104H81L80 105V103H79V105H80V108L78 109H76V110H79L78 112L77 111H75V110H72L71 108L73 107H71V105L69 106L68 104H67V106H69V107H71L70 109V111L68 112V116L66 117L65 116V118L64 119H66V120H69V122L70 121H73V122H76V123H73V124H75V126H76V129H75V132H77V134H75V135H73V132H71V130H69V132L67 133V134H69L70 132V134H72V137L70 136V138H73V139H71V140H69L68 139V141H66L65 142V139H63V138H65L66 136L64 135V133L66 134V132H65V128L67 129V127H65L64 126V124H63V120L61 119H59V121H58V119L57 118H55L56 119V126L58 127L57 129H56V126L54 125L53 127H52V129H48L47 128V126H50V123L48 122V121H51V117H49V116H45L46 118H43V116H41V115H44L43 114V112L40 114L39 113V109L40 108H42L41 106H43V105H40V108L38 107V104H35L36 102H34V104L35 105H37L36 107L37 108H35V106L33 107L32 105H30L29 104V101H28V103L27 104H25L26 102L25 101H23V102H25V103H23L22 102V104L24 105H21V108H23V109H20V108H18L17 110L19 111H17V113H19V115L18 116H15V114L13 115V117L11 116H9V114L7 113V110L8 109H10V108H8V104H6L5 102L7 101V100H5L4 99V96L6 95V94H8V93H6L5 94V92L4 93H0L1 94V96H0V100H2V101H0V120L2 119H5V120H7L8 122L7 123H10V121L14 118V116H15V118L14 119H17V121H16V123H18L17 125H19V123H20V125H21V122H22V120L24 119V118H26V120H28L27 122H28V125H26L25 124V126H29V124H31L30 126L32 127V129H30V130H27V133H26V136H28V137H26L25 138V140H30V144H26V147H25V149L22 147V150L23 151H25L26 153H28V157L30 158V156H31V159H32V157H33V160L34 159H38V158H40L39 160H41V157H40V154H39V152H41L42 154H44V161L46 162L47 161V158H48V160L51 158L53 161H55L53 158H54V156L53 155H56V157H57V154H59V151H61V152H63V151H66V150H70L72 147H74V148H72L70 151H72L71 152V154H72V156H70V157H73L74 159L76 158V157H74V156H77V154H76V152L78 151V153L80 154V153H82V152H84V151H79L78 149H80V147H78V145H74V144H72L71 145V143L69 142V141H71V142H75V141H80V139H82V141H80L81 143H83L82 145H86V143H84V141H85V139H83L82 138V136H80V135H86V136H83V137H86V139L87 138H89L90 137V135H92V134H95V135H93V137L95 136L96 137V139H97V142H98V139L101 137L100 135H103V130H104V128H106V127H104L103 128V124H99L97 121H96V117H98L99 118V116H94V114L93 113H98V115H101L100 116V118H102L105 114H103V111L107 108H105V104H104V102L105 103H107V105L111 108L110 109V111L112 110V112H113V110L114 109H116V108H118V107H122V106H124V108H126L125 107V105L127 106V107H129V109L128 108H126L127 109V111L128 110H130V114L127 112V114L126 113H124V114H126L125 116H124V114H123V120H121V118H119V120H118V118L117 117H119L120 115L118 114V115H116L115 117L117 118H115V117H113V119H114V122L113 121H111L112 119H108V120H104L105 121V123H106V121H108V123H106L107 125L106 126H108V128H110V126L112 125V127H115L116 129H117V127L119 128L118 129V131H120L121 133H122V131H125L127 134H128V136H126L125 135V133L123 132V134L125 135V137H124V139L125 138H127V140H129V146H130V143H131V145H132V142H133V140H131L132 138L131 137H133L134 138V136H135V138L134 139H136V135H133V136H131L130 137V135L131 134H133V133H131V132H133V131H131V127L132 128H134V131H135V128H137V126L140 128H142L143 126L145 127V125H146V130H150V131H152L154 128H153V126H152V123H153V125H155V123L153 122V121H155L154 119V117H156V113L158 114V111L161 109V108H165V107H163L162 105H160V107H156L155 105L156 104H160V102L162 103V101L161 100H163L162 98H161V96H160V98L159 97H156L155 99H154V97L155 96H153L152 94L154 93L152 90L154 89L153 87V89H151V88H149V89H151V90H149V89H147V91L146 90H144V92H143V90H142V95H143V93H145L143 96H145L146 98L142 101V100H140V99H142L143 98V96H140V97H142V98H140V99H132L129 95H125V93H120L119 95L120 96H122V97H120L119 95H116V96H118L116 99L114 98V101H118L115 105H116V107H115V105L113 106L112 104L114 103L113 101H112V97L111 96H108V97H104L105 99H103L102 100V95H103V93L104 92H106V90H113L115 87L114 86H112L113 87V89H107V88H105V86L107 85V83H108V81L109 80H107V82H106V85H105V80L103 79V78H99V81H97L98 80V78L96 79L95 78V76L93 75V73H91V74H89ZM88 76V77H89ZM115 76V75H114ZM120 76V75H119ZM156 76H154V77H156ZM161 76H160V74H159V76H158V78H159V80L161 79ZM165 76H167L166 74L165 75H163L162 77H165ZM180 76V77H181ZM19 78H21L22 77V75H19L18 76ZM24 77V76H23ZM96 77H98V76H96ZM128 77V76H127ZM145 77H147V76H145ZM200 78H201V75L199 76ZM15 78V77H14ZM82 78H80V79H82ZM115 78H116V76H115ZM125 78V77H124ZM157 78V79H158ZM200 78H199V81H200ZM206 78V77H205ZM205 78H204V76H203V80H205ZM215 78H216V80H215ZM73 79V78H72ZM75 79H78V77H76V78H74V80ZM102 79V80H101ZM110 79V78H109ZM122 79V78H121ZM141 79V78H140ZM151 79H153V78H151ZM206 79H210V78H206ZM71 79H69V80H65L66 82H65V88H62V89H65L66 90V92H69L71 89H70V86L69 85H71V81H70ZM86 80V79H85ZM87 80H89V78L87 79ZM86 80V81H87ZM89 80V81H90ZM110 80H112V77H111V79ZM118 80V79H117ZM155 80V79H154ZM153 80V81H154ZM202 79H201V82L203 81ZM219 80V81H218ZM76 81V80H75ZM104 81V83L102 84V82ZM120 81V80H119ZM177 81H179V80H177ZM16 82H19V81H16ZM74 82V81H73ZM98 82H100V83H98ZM110 82V81H109ZM121 82V81H120ZM137 82H138V80H137ZM161 82V81H160ZM159 82V83H160ZM205 82V83H204ZM203 83L204 84H202L203 85V88L202 89H204V91H203V95L201 94V96H202V101H203V103H204V100L206 101V99H208L207 97H205V95L206 96H209L208 94L210 93H208V94H206L207 93V89L205 88L206 86H205V84H206V81H204ZM225 82V81H224ZM151 83V82H150ZM149 83V84H150ZM154 83V82H153ZM243 83V82H242ZM259 83H261L260 81H259ZM85 84V88L88 86V85H86ZM99 84V85H98ZM143 84V83H142ZM158 84V83H157ZM201 84V83H200ZM226 84V83H225ZM105 85V86H104ZM110 85V84H109ZM108 85V86H109ZM112 85V84H111ZM139 85H141V83L139 84ZM151 85V84H150ZM215 85V87L214 88H211V86L213 87ZM227 85V84H226ZM242 85V84H241ZM19 86V85H18ZM89 86V87H90ZM149 86V85H148ZM148 86H147V88H148ZM205 86V87H204ZM207 86H208V83H207ZM222 87H224V83H223V85H221ZM221 86H220V88H221ZM21 86H19V88H20ZM69 87V88H68ZM72 87V86H71ZM75 87V86H74ZM74 87H72V89H74ZM94 87V86H93ZM124 87V86H123ZM143 87H144V84H143ZM149 87H151V86H149ZM157 87V89H154V90H158L161 86L160 85H157L156 86ZM159 87V88H158ZM240 86H238V87H236V88H239ZM242 87H243V85H242ZM14 88V87H13ZM12 88V89H13ZM88 88V87H87ZM111 88V87H110ZM120 87H118V89H119ZM142 88V87H141ZM146 88V87H145ZM145 88H143V89H145ZM199 88H200V86H199ZM241 88V87H240ZM239 88V89H240ZM57 88H54V91L56 90ZM59 89V88H58ZM69 89V90H68ZM24 90V89H23ZM85 90V89H84ZM120 90V89H119ZM149 90V91H148ZM160 90V89H159ZM193 90V89H192ZM218 90H220V89H218ZM217 90V91H218ZM242 90V89H241ZM4 91V90H3ZM53 91V90H52ZM54 91H53V93H54ZM100 91H102L101 93H99ZM116 91V90H115ZM162 91V90H161ZM161 91H159V92H161ZM164 91V90H163ZM13 92H15V90L13 91ZM49 92V91H48ZM93 92V93H92ZM158 92V93H159ZM193 92V91H192ZM200 92V91H199ZM64 93H65V91H64ZM92 93V94H91ZM134 93V92H133ZM155 93H156V91H155ZM177 93V92H176ZM189 93V92H188ZM188 93H185L184 95L185 96H187L188 95ZM12 94H15V93H12L11 92V95ZM102 94V95H101ZM122 94V95H121ZM127 94V93H126ZM128 94H130V93H128ZM64 95V94H63ZM92 95V96H91ZM3 96V97H2ZM8 96V95H7ZM7 96H5L6 98H7ZM10 96V95H9ZM8 96V97H9ZM41 96V95H40ZM50 96H51V94L49 95H47V92H46V95L43 97L47 102H48V106L47 107H49L50 106V103H49V99H50ZM104 96V95H103ZM128 96V97H127ZM136 96V95H135ZM169 96V95H168ZM167 96V93H166V95H165V93H164V99L165 98H167L168 97ZM179 96V95H178ZM184 96V97H185ZM191 96V95H190ZM218 97L219 96V94L217 95V94H215L214 93V97ZM49 97V98H48ZM52 97H53V95H52ZM52 97H51V99H52ZM63 97V96H62ZM64 97H66V96H64ZM86 97L88 98V96H87V93H86ZM120 97V98H119ZM127 97V98H126ZM133 98H135L134 96H132ZM215 97V98H216ZM219 97H222V95L221 96H219ZM218 97V98H219ZM10 98V97H9ZM9 98H7V99H9ZM111 98V99H110ZM121 98H123L122 100H121ZM131 98V99H130ZM170 99H171V96L169 97ZM205 98V99H204ZM48 99V100H47ZM180 99V98H179ZM183 99V98H182ZM78 100V99H77ZM187 100V98L185 97V99L184 100H182V102L184 103V101H186ZM219 99H217V101H218ZM134 101H135V103L136 102H142V104L141 103H136L137 105H139V106H137V105H135V103H134ZM166 101H169L168 99H166L165 101H163L164 103H166ZM173 101H175V99L173 100ZM221 101V100H220ZM33 101H31V103H32ZM51 102V101H50ZM91 102V103H92ZM123 102V103H122ZM157 102V103H156ZM171 102V101H170ZM169 102V103H170ZM219 102V101H218ZM224 102V101H223ZM21 103V102H20ZM73 103H75V102H73ZM112 103V104H111ZM129 103V104H128ZM205 103H207V102H205ZM221 103V102H220ZM52 104V103H51ZM59 105L58 106H63V105H61V103H58ZM76 104V103H75ZM102 104V105H101ZM104 104V105H103ZM117 104L119 105V106H117ZM123 104V105H122ZM168 103H166L165 105H167ZM225 104V103H224ZM31 106V107H33V108H31L30 110H29V108L30 107H28V106ZM112 105V106H111ZM129 105V106H128ZM131 105H133V106H137L136 108H134L133 106H131ZM23 106V107H22ZM27 106V107H26ZM65 107H66V105H64ZM75 106H77L78 107V105H75ZM82 106V107H81ZM102 108H101V107ZM162 106V107H161ZM204 106H205V104H204ZM10 107V106H9ZM57 107V106H56ZM115 107V108H114ZM167 107V106H166ZM169 107V106H168ZM75 108V107H74ZM73 108V109H74ZM104 108V109H103ZM123 108V112H125V109ZM131 108V109H130ZM138 108V109H137ZM148 108L149 109H151V110H149V111H152V113L155 111V113L154 114H149V113H147L148 112ZM170 108V107H169ZM166 109V108H165ZM32 110V111H31ZM38 110V112H36ZM41 110H43V109H41ZM56 110H57V108H56ZM93 110V111H92ZM107 110V109H106ZM105 110V111H106ZM117 110V109H116ZM163 110V109H162ZM11 111V110H10ZM16 111V110H15ZM45 112H46V109L44 110ZM75 111V112H74ZM104 111V112H105ZM161 111V110H160ZM44 112V113H45ZM8 114V116H7V114ZM14 113V112H13ZM72 113H74L73 115H72ZM75 113H77V114H75ZM106 113H107V111H106ZM177 113V112H176ZM37 114V116H35V118H33L32 116L33 115H36ZM81 114V115H80ZM121 114V113H120ZM172 114V113H171ZM180 114V113H179ZM181 114L183 115V113L181 112ZM204 114V113H203ZM203 114H202V116H203ZM79 115V116H78ZM92 115V116H91ZM103 115V116H102ZM122 115V114H121ZM154 115V117H151V116H153ZM178 115V114H177ZM91 116V117H90ZM179 117L181 116V115H178ZM10 117V118H9ZM17 117V118H16ZM28 117H32V119H29ZM41 117V118H40ZM48 117H49V119H48ZM94 117H95V121H96V123L97 124H99L98 126H100V125H102V126H100V127H98L97 125V127L95 128V124L96 123H94V125H92L93 124V122H94ZM149 117V118H148ZM204 117H206L205 115L202 117L203 119H205ZM9 118V119H8ZM43 118V119H42ZM60 118V117H59ZM92 118V119H91ZM129 120H128V119ZM125 119V120H124ZM168 119V118H167ZM29 120H32V121H29ZM48 120V121H47ZM77 120V121H76ZM92 120H93V122H92ZM117 120V121H116ZM128 120V121H127ZM186 120H187V117H183V116H181L180 118H178L177 117V120H175L174 119V125L173 126H176V127H169L168 126V130H169V132L168 133H166V131H167V127L165 126L164 127V125H157V126H159V127H157L156 125V127L158 128H155V130H157V132H156V135H155V131H154V133H151L152 135L154 134L155 136V138L154 139H152L153 138V136H152V138H149L148 139V136H146L145 134H143V133H141L142 135H141V137H139V135H138V137L141 139V138H143L144 137V135L146 136L145 138V140H147L146 142H145V144H147V145H149V144H151V145H149V146H147V147H145V149H146V152H147V156H149L150 158H152L153 159V161H159V160H161L162 158H165V157H170L171 156V158H172V151H170L171 149H170V147L171 146H166V143H167V141H169V140H172V142H175L176 143V146H175V148H178V151H180L179 152V154H183L184 153V159H186V160H182L181 161V165H182V169H181V171H179V172H175L174 170H172V168H170L168 165H165V164H160L158 167H159V169L161 170V171H159L158 172V176H160V179L158 180V181H155V180H147V181H145V179H147V178H145L144 179V181L143 180H141V179H139V177L141 176V174H139V173H141L143 170H142V168H146V164L148 163V165H153V164H151V163H149V162H146V160H148L147 158H149V157H146V155H142V154H140V155H137V156H135L133 153H131V155H128V156H124V155H121V154H124V153H118V151L116 152V150L114 149V148H112V146H116V145H118L119 146V144H122L123 145V143H121V142H124V145H128V143H127V140L125 139L124 141H121V140H123L122 138H121V136H124L123 134L122 135H117L118 137H120L119 138V141H118V139H117V136H116V133H114L115 131H111L110 130V132L108 133L107 132V134L109 135V136H107V139H106V143L105 144H107V145H105V147H104V149H105V152H107L106 150H109V153H107V155L106 154H103V155H106L105 156V158L106 157H108V158H106V161H104L103 162V164L102 165H100V168L98 169H95V167H93V169H91V171H95L94 172V177H93V179H92V181L93 182H91V183H89L88 182V185H89V187H88V185H87V183H85L84 184V179H83V185H82V182H78V183H81V184H78L77 183V180L80 178L79 176H80V174H79V172H78V169L77 170H74V168L75 167H77V165L74 167V166H72L71 165V167L69 166L68 167V165H67V168H66V173L64 172V174L61 172V170L59 169V168H57V167H55L54 166V164H53V166L55 167V168H57V172H58V169H59V171H60V173L58 172V174H59V180L61 181H57L56 182V180L53 178V182L55 181V184H52L53 182H51L52 181V175H53V177H54V172L52 173L51 171H49L48 172V170L47 169H49L48 168V166H50L51 168L53 167V166H51L50 164H52L53 162L52 161H50V162H48V164H46L43 160L40 162V164L37 162V164H35V163H33V165L31 164H29V163H27L28 165H30V166H25V163H22L23 164V166H24V169H28V170H26V173H27V171L29 172V174H34V173H32L33 171H34V168L37 166V168L38 169H40V165L42 164L43 165V167H44V170H46V173L48 172L49 174L47 175H43L42 174V171L40 172V173H36L35 171H36V169H35V173H36V176H38V175H42V176H44L42 179H44L45 181H44V183H43V180H41L40 178L42 177V176H39L38 178L41 180V183H43L41 186H40V184L41 183H39V181H38V178L37 177H35V178H37V180L34 178V181H30L31 183H34V184H31L32 186V189L33 190H27L26 188L27 187H23V189L25 190L26 189V194H24V195H26V196H30L31 197V203H32V205H33V207L35 206V207H37L39 210H40V212L42 213V214H45V215H40V216H43V217H37L38 216V214H37V216L35 215H33V214H30V218H32V219H34V220H36V221H39L40 223L43 221H41V219L40 218H42V219H44V218H46L47 219V221H48V219L50 218V217H54V216H56V214H59V213H57L56 211L58 210V209H62L61 211L62 212H64V214H67L68 216L69 215H71V214H74V213H77V212H79L80 213V211H85V212H88L89 211V217H91V219L89 218V220H91V225L92 226H94L96 229H98L99 230V235H100V233H102V235H101V237L102 236H104L103 238H105L106 236V238L108 239L110 236V238L109 239H111L112 237H115V236H117V233H118V236H119V234L121 233V235H123V234H125L126 236H127V238L130 240L129 242H131V243H128V241H127V243L126 244H128V247H130V246H132L133 248H135V250L136 251H133V252H131L130 253V251H129V253H128V250H127V253H126V251H123V250H116L115 251V255L116 256H118L119 254H120V256H118V257H123V258H129L130 257V255H128V254H132L133 253V255H134V257H136V259H135V261L137 260V263L138 262H140V264H151V263H148L147 262V260H146V254L143 252V251H145L146 250V252L148 251L147 249H151V251L152 250H155L154 248H155V245L157 244V243H160L162 240H164V241H166V240H168V239H170V238H168V237H171L172 235H171V233L167 230H162L161 228L160 229H158V230H156V232L152 229V228H149V225L147 224V223H149V220H151V219H153V218H156V216L154 217V215H155V212L151 209V207H152V203H153V205H155L156 203H155V201L157 200V199H159V198H156L155 199V197H157L156 196V194H154V192L156 193L157 191H155L156 189H160L159 188V186H160V184H164V182H166V183H168V181H169V183H168V186H172L173 188L172 189H177V187H178V189H179V192H181V190L183 189V187L185 186V185H187V184H185L187 181H190V180H188L187 179V181H186V177H187V175L188 174H190V176L192 175H194L196 172H195V170L197 171V170H199L200 168L197 166L200 162H202L203 164L205 163V159L204 158H207V155H209V153H208V150H207V153L205 152V146H208V142H209V146L213 143H211L210 144V141L209 140H207V141H204V140H202L201 139V137L202 136H206L207 135V131L205 130V128H204V126H202V124L196 129L197 130V134H192L191 133V131L189 130V131H187V129H185L182 125L183 124H186ZM239 120V119H238ZM62 121V122H61ZM119 121H121V122H119ZM124 121H126V123L124 122ZM12 122V121H11ZM61 123V125H63V127H61V125H59V123ZM91 122H92V124H91ZM103 122V121H102ZM111 122H112V124H111ZM116 122V123H115ZM47 123H49L48 125H47ZM58 123V124H57ZM119 123H121V125L119 124ZM6 124V123H5ZM71 124V123H70ZM116 124V125H115ZM118 124V125H117ZM188 124H190V123H188ZM7 125H9V124H7ZM10 125H13V124H11L10 123ZM86 125H87V127H86ZM110 125V126H109ZM119 125L120 126H122V128L121 127H119ZM1 126V125H0ZM14 126V125H13ZM24 125H22V126H19V129L21 130L22 128H23V130H24V127H25ZM29 126V127H30ZM149 126V127H148ZM154 126V127H155ZM163 126V127H162ZM10 127V126H9ZM12 127V126H11ZM18 127V126H17ZM13 128V129H15V130H10V129H7L5 132H4V135H1L2 133L1 132H3V131H0V136H2L5 140H6V143L4 144V143H2L3 141H1V143L3 144V148L5 147L6 148V146L8 147V145L9 144H7V142L8 143H10L11 141H13L14 142V140H15V136H13V133H14V131H17L18 130V128ZM29 127H28V129H29ZM30 127V128H31ZM151 127L153 128L152 130H151ZM26 128V127H25ZM64 128V129H63ZM94 129V131H93V129ZM103 128V129H102ZM138 128V129H139ZM149 128V129H148ZM166 128V129H165ZM245 129H246V131L248 130V136H250V139H253V136H251V135H253V131L250 129V128H247V127H244ZM34 129V130H33ZM48 129V130H47ZM77 129H78V131H77ZM83 129H87V133L86 132H82L83 131ZM93 131H91V130ZM96 129V130H95ZM102 129V130H101ZM123 129V130H122ZM125 129H127L128 131H126ZM4 130V129H3ZM60 130H62V131H60ZM109 130V129H108ZM129 130H130V132H129ZM158 130H160V131H158ZM164 130H165V132H164ZM30 131V132H29ZM18 132H20V131H18ZM112 132L114 133V134H112ZM117 132V131H116ZM120 132H117V133H120ZM142 132H144V130L142 131ZM29 133H30V135H29ZM129 133H130V135H129ZM139 133V132H138ZM166 133V134H165ZM250 133V134H249ZM258 133V132H257ZM18 135H19V133H17ZM62 134H63V136H62ZM148 134H150V133H148ZM254 134L256 135V132H255V130H254ZM21 135H22V133H21ZM47 135L49 136L48 138H47ZM46 136V139L44 138ZM112 136H116V137H112ZM143 136V137H142ZM105 137V136H104ZM111 137L112 138H114V139H111ZM138 137H137V139H138ZM169 137H171V138H169ZM252 137V138H251ZM257 137H258V135H257ZM257 137H254L255 139V141H256V139H257ZM17 138V137H16ZM68 138V137H67ZM106 138V137H105ZM131 138V139H130ZM169 138V139H168ZM249 138V137H248ZM91 139H92V137H91ZM101 139V138H100ZM115 139H117V140H115ZM121 139V140H120ZM139 139V140H140ZM244 139V138H243ZM259 139H260V137H259ZM11 140V141H10ZM21 140V139H20ZM24 140V139H23ZM23 141V142H26V141ZM75 140V141H74ZM84 140V141H83ZM102 140V139H101ZM114 140V141H113ZM143 140V139H142ZM176 140V141H175ZM22 141V140H21ZM33 141H35V142H33ZM42 141V142H41ZM93 141V140H92ZM109 141V142H108ZM121 141V142H120ZM125 141H126V143L127 144H125ZM132 141V142H131ZM165 141V142H164ZM248 141H250V140H248ZM44 142V143H43ZM62 142V143H61ZM87 142V144H88V141H86ZM90 142V141H89ZM114 142H115V144H114ZM118 144H117V143ZM0 143V144H1ZM39 143V146L41 147V148H39V146L37 145ZM58 143H60L62 146V148H66V146H64V145H67V147L69 148V147H71V148H69V149H65V150H63L62 151V149L60 148V147H58L57 146V144ZM65 143H67V144H65ZM69 143V144H68ZM77 143V142H76ZM98 143H100V142H98ZM175 143H173V144H175ZM11 144H12V142H11ZM15 144V143H14ZM45 144V145H44ZM55 144V145H54ZM59 144V145H60ZM93 144V143H92ZM89 144V146L92 148H90L88 145V153L90 154V155H92V156H94V155H98V150L97 149H93V146L95 145V144ZM162 144H165V145H163V147H164V149L162 150V148L163 147H161L162 146ZM177 144H179V145H177ZM214 144V143H213ZM6 145V146H5ZM15 145H17V144H15ZM20 145V144H19ZM44 145V146H43ZM46 145H48V146H46ZM50 145V146H49ZM69 145V146H68ZM168 145H169V143H168ZM10 146V145H9ZM11 146H13V145H11ZM10 146V147H11ZM30 146V147H29ZM38 146V147H37ZM52 146H53V148H52ZM54 146H57V148L56 147H54ZM2 147H0V151H1V153H0V157L2 158V157H4V155L6 156V154H8V153H6V152H2V150H3V148ZM34 147V148H33ZM95 148H96V146H94ZM166 147V148H165ZM226 147V146H225ZM11 148H14V147H11ZM16 148V147H15ZM19 148H20V153H21V155L23 154V156H24V154H26L25 152H22V150H21V146H18L17 147V151L19 150ZM29 148V149H28ZM36 148L38 149V150H36ZM50 148V149H49ZM54 148H56V149H54ZM172 148H174V145L172 146ZM222 148H224V147H222ZM222 148L220 147V150H222ZM28 149V150H27ZM36 151H35V150ZM51 150V151H49V150ZM53 149L55 150V151H53ZM101 149V148H100ZM99 149V150H100ZM186 149V150H185ZM219 149V148H218ZM31 150V151H30ZM32 150H33V152H32ZM85 150V151H86ZM90 150V151H89ZM177 150V149H176ZM14 151H16V150H14ZM14 151H12V154L13 155H15V156H13V155H10V158L9 157H7L9 160L11 159H13L12 161H14L13 162V164H17V168L15 167V166H13L12 165V169H11V171H8L7 172V170H6V173H2V174H0L1 176H7L8 177V179L7 178H3V177H0V184H2V182H3V185L5 184V185H7L6 184V180H4V179H7V181L9 180H13V181H16L15 179H14V177L13 176H11V175H13V174H16V169H20V171H19V173L20 174H18L19 176H21V174H22V172H24V169H23V167H22V164H20V163H16V161H18V160H16L15 159V157H19V156H21V155H19L20 153L18 152V153H13ZM128 151H131V150H128ZM127 151V152H128ZM218 151V150H217ZM52 152V153H51ZM60 152V153H61ZM132 152V151H131ZM182 152V153H181ZM220 152H223V151H220ZM219 152V153H220ZM31 155H30V154ZM57 153V154H56ZM76 154V155H74V154ZM86 153V152H85ZM87 153V154H88ZM129 153V152H128ZM50 154H53V155H50ZM70 154V153H69ZM88 154V155H89ZM94 154V155H93ZM120 154V155H119ZM217 154H218V152H217ZM221 154V153H220ZM219 154V155H220ZM2 155V156H1ZM175 155V154H174ZM205 155H206V157H205ZM66 156H69L68 155V153H67V155ZM124 156V157H123ZM218 156V155H217ZM14 157V158H13ZM25 158H26V156H24ZM24 157H20V158H17V159H19V161L21 162V160L23 161V158ZM78 157V156H77ZM119 157V158H118ZM122 157V158H121ZM213 157V156H212ZM215 157V156H214ZM219 158H217V159H221V156H218ZM0 158V159H1ZM24 158V159H25ZM61 158V160H62V158L64 159V156H62V157H60ZM89 158V157H88ZM128 160H131V162L130 161H128V162H130V164L128 163V162H126V160L127 159ZM175 158V157H174ZM30 159V160H31ZM50 159V160H51ZM57 159H59V158H57ZM112 161H110V160ZM216 159V158H215ZM4 160H6V159H1L0 160V163L2 164L3 162H4ZM10 160V162H12ZM61 160H57L58 161V163L57 164H60L59 163V161L62 163V161ZM70 161H71V163L72 162H74L73 161V159L71 160V159H69ZM79 157L78 158H76L75 159V162L74 163H78L79 162ZM84 160L86 161V159L85 158H83V161L82 162H84ZM115 160V161H114ZM206 160H208V159H206ZM210 160V159H209ZM212 160H214V158L212 159ZM208 161V162H213V161ZM223 160V159H222ZM228 160V159H227ZM2 161V162H1ZM7 161V160H6ZM110 161V162H109ZM113 161H114V163H116V164H112L113 163ZM186 161H187V163H186ZM217 161H219V160H217ZM230 161V160H229ZM227 162V164L228 163H230V162ZM27 162V161H26ZM30 162V161H29ZM66 162V161H65ZM220 162V161H219ZM221 162H223V163H225L226 161L225 160H223V161H221ZM47 165V167H46V165ZM55 163V162H54ZM80 163V162H79ZM118 163V164H117ZM207 163V162H206ZM214 163V162H213ZM217 163V162H216ZM233 163V162H232ZM231 163V164H232ZM6 165L8 164V163H5ZM65 164V163H64ZM80 164H82V163H80ZM109 164V165H108ZM118 165V166H116V168H119L120 169V171H118V172H122L121 174H123V175H119L118 173H114L113 172V170H111L112 168H110V165ZM186 164V165H185ZM226 164V163H225ZM226 164V165H227ZM36 165V166H35ZM104 165V166H103ZM107 165V166H106ZM128 165H133V166H131L130 168H129V166ZM147 165V166H148ZM163 165V166H162ZM207 165V164H206ZM229 165V164H228ZM234 165V164H233ZM8 166V165H7ZM11 166V164H9V167ZM33 168H32V167ZM62 166V165H61ZM79 166V165H78ZM81 166V165H80ZM91 166V165H90ZM94 166V165H93ZM140 166V167H139ZM162 166V167H161ZM221 166V165H220ZM232 165H230V167H231ZM236 166V165H235ZM235 166H234V168H235ZM2 167L3 166H1L0 165V168L2 169ZM27 167H29V168H27ZM42 167V166H41ZM108 167V168H107ZM213 167V168H212ZM212 167L210 166H208V168H207V170H206V172L204 173V171H203V174H201V173H199V174H201V175H206L205 177H203V178H201V175H197V176H200V178L201 179H203V182L202 183H200L199 182V185L200 184H202V185H200V186H203L204 188H205V186H206V184H207V182H208V179H210L209 177H210V174H209V170H210V168L213 170V175H217L218 174V171H221L220 170V168L219 167H216L215 166V164H213L212 165ZM222 167V166H221ZM224 167V166H223ZM4 168L5 169H7V167L6 166H4ZM14 168V169H13ZM30 168L32 169L31 171H29L30 170ZM45 168H47V169H45ZM61 168V167H60ZM65 168V167H64ZM72 168V169H71ZM78 168V167H77ZM82 168H84L83 167V165H82ZM85 168H89V167H85ZM150 168V167H149ZM219 169V170H216V169ZM232 168H233V166H232ZM0 169V170H1ZM22 169V170H21ZM80 169V168H79ZM100 169H104V170H102V171H100ZM118 169V170H119ZM148 169V168H147ZM209 169V170H208ZM8 170H10V169H8ZM12 170H13V173L12 174H10L11 172H12ZM43 170V169H42ZM53 170V169H52ZM74 170V171H73ZM223 170H224V168H223ZM226 170V169H225ZM233 170V169H232ZM235 170V169H234ZM3 171V170H2ZM54 171V170H53ZM55 171H56V169H55ZM110 171H111V173H110ZM140 171V172H139ZM186 171H187V175H186ZM200 171V170H199ZM198 171V172H199ZM202 171V170H201ZM238 172H239V174L241 173V174H243L242 172H240L239 170H237ZM4 172H5V170H4ZM15 172V173H14ZM18 172V171H17ZM81 172V171H80ZM112 172H113V174H112ZM155 172V171H154ZM195 172V173H194ZM222 172H225V171H222ZM100 175V173H102L103 175H104V177H106L107 175H109V177H111V178H113L114 180H117V182L118 183H121V181H123V180H121V179H123L122 177L124 176V175H127L126 176V180L124 179V181H127V183H128V180L129 181H132L134 178V180H133V183L132 184H134V188H133V185L132 186H130L129 185V183H128V185L130 186V188H129V186H128V188H129V191H126L127 190V188H125L126 187V185L125 186H123V185H119V184H117V185H119V186H117L118 187V191L121 189H123L120 193H122V194H124V193H126L127 195H131L129 192L130 191H132L131 193H132V195L134 194V193H137L138 192V194H137V197H136V194H135V198H134V200H133V198L132 197H130V198H132V201H131V204L133 205V206H135L136 208V210H138V211H135L136 213L135 214H133L131 211H129V209L127 210L126 208V210L125 211H128L129 213H131L130 215L128 214V215H126L127 216V219L129 218V217H131V218H136L135 220H138V218H139V220L140 219H142V221H136L135 222V225L136 226H138L137 224H139V226L141 227V229L140 230H138L139 228L138 227H136V226H134V228H136V229H130L129 228V225L127 224V222H125L124 223V221L123 220H121L120 221V219H121V217H120V219H119V217H118V215L119 216H122V214L120 215V214H118L117 212L119 211V210H121V209H118V211L116 212V210L114 211V215H113V218H112V222H114L113 221V219H114V217H116V218H118V220L117 221H120V224H123L122 226H123V229L121 230V231H116L115 229H110V231L109 230H106V225L104 224V222L102 223L101 221H102V219H101V217H102V215H101V217H99L100 215H97L96 214V212L98 213V211L100 210V208H101V206H103L104 204H102L100 201V198L102 197V198H105V195H104V193L102 194V192H105L106 191V193L108 194V193H111L113 190H114V187H113V189L111 188V186H109L108 188H107V185H106V183L108 182V181H105L106 180V178H105V180L103 181V182H105V183H103L102 182V180L104 179H98V174ZM233 173H235L236 174V170L233 172ZM230 174V173H226L225 175H229L230 174V176H229V178L231 177V178H233L234 180H235V178H234V176L232 177V175H234V174ZM28 174V173H27ZM45 174V173H44ZM52 174V175H51ZM57 174V173H56ZM68 174L70 175L69 176V181H68ZM107 174V175H106ZM128 174H129V176H130V178L132 179H129L128 177ZM197 174V173H196ZM196 174H195V177H196ZM49 175H51V176H49ZM67 175V176H66ZM114 175H117L116 177H112V176H114ZM134 175H136L135 177H134ZM152 175H154V173H152ZM224 175V174H223ZM247 175V173L245 174V176ZM4 176V177H5ZM13 177L12 179H10L11 177ZM16 176V175H15ZM19 176L17 177H15L16 179H17V181L19 182H21V184H23V185H25L26 186V184H28V185H30V183H29V179L25 176V178H24V176H23V178L25 179H23L22 180V177H20V180H18L19 179ZM28 177H29V175H27ZM35 176V175H34ZM65 176H66V179L64 180V178H65ZM132 176V177H131ZM244 176V175H243ZM47 177V178H46ZM51 177V178H50ZM86 177H88V176H86ZM90 177H92V176H90ZM89 177V178H90ZM108 177V176H107ZM109 177H108V179H109ZM118 177V179H116ZM121 177V178H120ZM136 177H137V180H136ZM157 177V176H156ZM189 177V176H188ZM215 177V176H214ZM218 177H220V178H222V176L221 175H218ZM217 177V178H218ZM226 177H228V176H226ZM2 178V179H1ZM27 178V179H26ZM32 178V177H31ZM55 178H57V177H55ZM154 178V177H153ZM192 178V177H191ZM237 178H241V177H237ZM48 179H50V180H48ZM91 179V178H90ZM90 179H88V180H90ZM157 179V178H156ZM225 179V178H224ZM232 179V180H233ZM244 179V178H243ZM3 180V181H2ZM27 180V181H26ZM35 180L36 181H38V182H35ZM86 180H87V178H86ZM86 180H85V182H86ZM87 180V181H88ZM110 181H111V179H109ZM139 180V181H138ZM197 180V179H196ZM196 180H193V181H195V184L196 183H198V182H196ZM230 180V179H229ZM245 180V179H244ZM243 180V181H244ZM5 181V182H4ZM24 181V182H23ZM26 181V182H25ZM50 181V182H49ZM142 181V182H141ZM186 181V182H185ZM236 181H237V179H236ZM240 181V180H239ZM241 181H242V178H241ZM19 182V183H20ZM68 182V183H67ZM134 182H138L139 183V185H140V182H141V185L138 187V184L137 183H134ZM8 183V182H7ZM17 183V182H16ZM18 183V184H19ZM60 183H61V185H60ZM98 183H100V184H98ZM123 183V182H122ZM131 183V182H130ZM191 183H192V180H191ZM96 184H98V185H96ZM110 183H108V185H109ZM136 184H137V186H136ZM193 184V183H192ZM195 184H193L194 186H195ZM4 185V187L8 190V192L10 191L11 192V197H12V200H9V202H10V206L9 205H7L8 206V208H7V210L6 211H8V209L10 210V209H12V208H14V205H15V203H16V200L18 199V198H21L22 199V197H24L23 196V194H22V192L23 193H25L24 192V190L22 189V191L20 192V193H18L17 192V190H18V186H16V187H13V186H11V188H10V186L9 187H7V186H5ZM39 185V186H38ZM105 185H106V187H105ZM0 186H2V185H0ZM21 186V185H20ZM83 186H84V188H91L90 189V191H81L80 189L81 188H83ZM100 186V189H101V194H100V189L98 188ZM120 186H121V188H120ZM126 189H124L123 187ZM135 186L138 188V189H136L135 188ZM198 185H196V187H197ZM13 187V188H12ZM18 187V188H17ZM117 187H115V190H117ZM21 188V187H20ZM96 188H98V189H96ZM110 188H111V190H110ZM120 188V189H119ZM132 188V189H131ZM155 188V190L153 191V190H151V189H154ZM202 188V187H201ZM203 188V189H204ZM5 189V190H6ZM34 189L35 190H37V189H39V193H37V192H35L34 191ZM70 189H71V191H70ZM111 191V192H108L109 190ZM135 189V190H134ZM165 189V188H164ZM4 190V189H3ZM115 190L112 192V194L114 193V195L112 196V194H110L112 197V199L114 198V196H115V193L117 192H115ZM137 190H139V191H137ZM148 190H150L149 192H150V194H149V192H148ZM160 190H162V189H160ZM18 194H17V193ZM84 192H86V193H84ZM88 192H90V193H88ZM124 192V193H123ZM151 192H152V194H151ZM76 195H75V194ZM100 194V197L98 196ZM121 194V195H122ZM125 194V195H126ZM149 194V195H148ZM162 194V193H161ZM75 197H74V196ZM78 195V196H77ZM102 195V196H101ZM109 195V196H110ZM117 195H119L118 193H117ZM151 195V196H150ZM152 195H154V198H147V197H153ZM77 196V197H76ZM104 196V197H103ZM79 197H80V199H79ZM117 197V196H116ZM123 197H125V198H127V196H123ZM101 198V199H102ZM118 198V197H117ZM138 198V199H137ZM175 198V197H174ZM77 199H78V201H77ZM110 199V198H109ZM112 199H110V203H112V202H117V201H115L116 200V198H114L115 200H113V201H111ZM242 199V198H241ZM27 200V199H26ZM25 200V201H26ZM119 200H121V199H119ZM119 200H118V202H119ZM128 200V199H127ZM129 200H131V199H129ZM128 200V201H129ZM136 200V201H135ZM152 201V203H150L151 201ZM27 201H29V199L27 200ZM81 201H83L84 203H83V206L85 207L83 210H82V205L80 206V202ZM105 201H109V200H107V198L105 199ZM6 202H8V201H6ZM6 202H5V204H6ZM79 202V203H78ZM122 202H124L123 200H122ZM125 202H126V200H125ZM121 203V204H126V205H129V207L131 206L130 205V203ZM149 202V203H148ZM0 203H2L3 204V202H0ZM102 205H101V204ZM109 202H107V203H105V204H110ZM140 203V204H139ZM148 203V204H147ZM166 203V202H165ZM242 203V202H241ZM81 204H82V202H81ZM138 204V205H137ZM164 204V203H163ZM111 205V204H110ZM137 205V206H136ZM159 205H161L160 204V202H159ZM165 205V204H164ZM242 204H240V206H241ZM2 206H4V205H2ZM162 206V205H161ZM160 206V207H161ZM82 207V208H81ZM157 207H158V205H157ZM242 207V206H241ZM5 208V209H6ZM87 208V210H85ZM163 208V207H162ZM245 207H243L242 209H244ZM3 209H4V207H3ZM155 209V208H154ZM166 209H167V207H166ZM170 209H172V208H170ZM246 210H247V208H245ZM244 209V210H245ZM32 210V209H31ZM48 211V213H47V211ZM123 210H124V207H123V209H122V212H123ZM156 210V209H155ZM157 210H159V208H157ZM164 210V209H163ZM245 210V211H246ZM3 211V210H2ZM12 211V210H11ZM46 211V212H45ZM61 211H59V212H61ZM124 211V212H125ZM179 211V210H178ZM250 211V210H249ZM28 212V211H27ZM32 212V211H31ZM33 212H34V210H33ZM36 212V211H35ZM38 212V211H37ZM45 212V213H44ZM84 212V213H85ZM102 212V211H101ZM160 212H162V211H159L158 213H159V215L161 216V215H163V213L162 214H160ZM246 212H248V211H246ZM47 213V214H46ZM94 213V214H93ZM169 213V212H168ZM172 213V212H171ZM63 214V213H62ZM81 214V213H80ZM87 214V213H86ZM96 214V215H95ZM123 214H127V213H123ZM175 214H178V213H175ZM174 214V215H175ZM248 215L250 214L249 212L247 213ZM246 214V215H247ZM50 216L49 218L47 217V216ZM171 215H173V214H171ZM182 215H183V213H182ZM68 216H67V220H68ZM129 216V217H128ZM165 216H167V215H165ZM179 216H180V214H179ZM29 217V216H28ZM168 217V216H167ZM174 217V216H173ZM175 217H176V215H175ZM251 217V216H250ZM254 217V216H253ZM65 218V217H64ZM101 219V221L100 220H98V219ZM106 218V217H105ZM123 218V217H122ZM124 218H126V217H124ZM171 218V220H172V217H170ZM170 218H166V219H170ZM257 218V217H256ZM50 219H52V218H50ZM55 219V218H54ZM72 219V218H71ZM107 219H109V218H107ZM247 219H248V217H247ZM254 219V218H253ZM261 219V218H260ZM88 220V221H89ZM254 220H255V222H254ZM252 222H254V223H256L257 224V220L256 219H254ZM68 221H70V219L68 220ZM73 221V220H72ZM75 221V220H74ZM80 221V220H79ZM79 221H77L76 223H79ZM173 221H174V218H173ZM249 221V220H248ZM262 221V220H261ZM109 222H111V221H109ZM169 222H170V220H169ZM29 223V222H28ZM48 223V222H47ZM90 223V222H89ZM172 223V222H171ZM174 223V222H173ZM176 223V222H175ZM253 223V224H254ZM258 223H259V220H258ZM32 225L30 226V224H29V227L27 226V227H25V229L26 228H28V229H24L22 232L21 231H18V233L19 234H16L17 236H18V238L16 239H14V238H11V235H10V240H9V237H8V239H4L5 240V243H4V245L8 242L9 243V247L6 249L8 252L9 251H11L10 250V248L12 249V252H10L11 253V255H10V257L8 256L7 258H4L3 256H2V258H4V259H6L5 261H3V262H5L6 264H18V259L19 258H22L20 261H19V264L21 263V264H49V262L51 263V257L53 256V255H56V252L58 251V248H59V244L57 245V247L55 246L56 244H55V239H52V235L50 234V232H51V229H50V232H48L49 230H47V231H43L42 233H41V235H38V234H31L30 232L28 233V231H29V228H35L36 227V229H37V227H39L40 229H44V225L41 223V224H37V222L35 223V222H32L31 223ZM34 224V225H33ZM80 224H81V222H80ZM84 224V223H83ZM109 224V223H108ZM115 224V223H114ZM119 224V223H118ZM119 224V225H120ZM124 224H126V225H128L127 227L124 225ZM262 224V223H261ZM28 225V224H27ZM51 225V224H50ZM82 225V224H81ZM110 225H111V223H110ZM172 225V224H171ZM258 225V224H257ZM91 226V227H92ZM108 226V225H107ZM121 226V225H120ZM254 226V225H253ZM93 227V228H94ZM116 227H117V224H116ZM132 227V226H131ZM205 227V226H204ZM7 229L9 228V226L8 227H6ZM38 228V229H39ZM70 228V227H69ZM75 228V227H74ZM94 228V229H95ZM114 228V227H113ZM138 228V229H137ZM203 228V227H202ZM201 228V230H203ZM257 228V227H256ZM6 229V230H7ZM12 229V228H11ZM35 229V230H36ZM81 229V228H80ZM94 229H93V231H94ZM232 229V228H231ZM250 229V228H249ZM260 229V228H259ZM31 230V229H30ZM73 231V230H72ZM77 231V230H76ZM111 232V235L109 236L108 234L107 235H105V232ZM178 230H176V232H177ZM78 232V231H77ZM120 232V233H119ZM175 232V231H174ZM179 232V231H178ZM177 232V233H178ZM202 232V231H201ZM204 232V231H203ZM233 232V231H232ZM70 233V232H69ZM123 233V234H122ZM3 234V233H2ZM2 234L0 235V236H2ZM34 235L35 236V240L33 241V242H30V240L27 238L28 236L27 235ZM174 234V233H173ZM207 234V233H206ZM4 235V234H3ZM203 235V234H202ZM77 236V235H76ZM79 236V235H78ZM77 236V237H78ZM109 236V237H108ZM204 236V235H203ZM203 236H201V237H203ZM5 237H7V236H5ZM4 237V238H5ZM121 236H119V237H115V240H117L116 238H120ZM160 237V239H158L157 240V238H159ZM2 237H0V239H1ZM84 238V237H83ZM183 238V239H182ZM3 239V238H2ZM14 240V244H13V240ZM82 239V238H81ZM113 239V238H112ZM127 239V240H128ZM180 239H182V240H184V237H181ZM179 239V240H180ZM181 240V241H182ZM1 241V240H0ZM4 242V241H3ZM3 242H2V244H1V246L0 247H2V246H4L3 245ZM11 242V243H10ZM69 243H71L70 241H68ZM67 242V243H68ZM85 242V241H84ZM179 242V241H178ZM7 243V244H8ZM16 243L18 244V245H21L22 246V251L21 252H19V253H17V254H15V253H13L14 252V248H16L17 249V247H16ZM38 243L40 244V245H38ZM156 243V244H155ZM13 244V245H12ZM125 244V246H127ZM11 245H12V247H11ZM70 245V244H69ZM72 245V244H71ZM70 245V246H71ZM94 245V244H93ZM93 245H92V247H93ZM97 245V244H96ZM160 245V244H159ZM161 245H163V244H161ZM187 245V244H186ZM5 246H7V245H5ZM24 246V247H23ZM70 246H68V247H70ZM79 245H77V246H75V247H78ZM184 247V250H186V251H188L187 253L188 254H191V251L190 250H192V248H190L188 245L187 246H185V245H183ZM14 247V248H13ZM35 247H40L41 249H42V253L40 254V255H35L34 253H33V249L35 248ZM74 247V246H73ZM72 247V248H73ZM79 247H81V246H79ZM95 247V246H94ZM93 247V248H94ZM156 247H158V244L156 245ZM72 248H69V249H72ZM98 248V247H97ZM131 248V247H130ZM161 248V247H160ZM1 249V248H0ZM15 249V250H16ZM96 249V248H95ZM94 249V250H95ZM103 249V248H102ZM121 249H122V247H121ZM126 249V248H125ZM124 249V250H125ZM158 249V248H157ZM157 249H156V251H157ZM166 249V248H165ZM5 250V249H4ZM68 250V249H67ZM93 250V249H92ZM99 250H100V248H99ZM105 250H107V249H105V247H104V252H105ZM162 250V249H161ZM6 251V252H7ZM17 251V250H16ZM69 251V250H68ZM68 251H62V252H64L63 254V257H65L66 255H67V252ZM77 251H78V249H77ZM4 253H3V255L6 253L5 251H3ZM7 252V253H8ZM59 252H61V251H59ZM76 252V251H75ZM152 252H154V251H152ZM159 252V251H158ZM13 253V254H12ZM125 253H126V256H124L125 255ZM156 252H154V254H155ZM161 253V252H160ZM258 253V252H257ZM61 253H59V255H60ZM192 254H193V252H192ZM8 255V254H7ZM14 255V256H13ZM75 255L77 256V258H78V255L77 254H75L74 253V255L72 256V254L70 253V256H72V257H74V258H76L75 257ZM151 254H149V256H150ZM57 256V255H56ZM161 256V255H160ZM170 256V255H169ZM6 257V256H5ZM13 257V258H12ZM191 257H193V256H191ZM189 258V257H188ZM39 259V260H38ZM17 260V261H16ZM37 260V261H36ZM153 260V259H152ZM121 261V260H120ZM131 261H133V258H132V260H129V264H132V263H134V262H132L131 263ZM156 261H158V260H156ZM122 262V261H121ZM114 263V262H113ZM126 263V262H125ZM136 263V262H135ZM153 263V262H152ZM208 263V262H207ZM2 264V263H1ZM52 264H54V263H52ZM55 264H56V262H55ZM111 264H112V261H111ZM120 264V263H119ZM123 264H124V262H123ZM127 264V263H126ZM203 264H206V262H203Z\"/></svg>",
    "mask_w": 264,
    "mask_h": 264
}]
</instances>
